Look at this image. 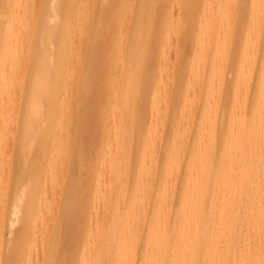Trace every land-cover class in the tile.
I'll list each match as a JSON object with an SVG mask.
<instances>
[{
	"label": "rangeland",
	"instance_id": "obj_1",
	"mask_svg": "<svg viewBox=\"0 0 264 264\" xmlns=\"http://www.w3.org/2000/svg\"><path fill=\"white\" fill-rule=\"evenodd\" d=\"M73 1H74V5H73ZM84 1L90 2L91 0H45L44 12L46 11V8L48 7L47 10L50 13V15H52V16L49 17V14H46L48 17L47 16H45V17L48 19L45 18L46 21L44 20V23H45L46 27L45 26L44 27L50 31V33L52 34V37L50 39V42H48L46 44L45 49H44V53L48 52L47 55L45 54L46 60H48L50 63L55 62L57 64L55 72L52 73L51 75H57L60 72L62 73L65 61L67 59L66 58V52H67L68 47H69V41H70L73 33H74V42L76 43V44H74V47H78V49H79L78 50L79 52L75 53V55H74L75 56L74 57V91L75 92L71 93V91H73V90L67 91L66 96H65V97H67V95H68V97H67V99H68L70 97V95H72V96L74 95V97H71L72 100L69 102L70 107H71V111L68 113V115H69L68 116L69 117V125L68 126H70V128H69L70 130L68 129V137H67L68 139L67 140L69 143L68 145H70L69 146L70 148H69V151H67V152L69 155L67 154L68 155L67 156L66 152H65L64 165L58 167V169H56L54 166H50V163H49V165H48V163H45L46 161L49 160V155L51 156V152H50L51 139L49 137H47L43 128H41V127L37 128L38 125H36V124H37L38 118L28 117L27 111L25 112V110L27 109V107H26L27 103L24 102L23 103L24 110H22L23 108L21 106L22 113L20 111V114L17 116L18 118L13 120L10 124V127H9L10 133L8 136L9 140L6 143V150L9 147H11V148H9L7 150L8 153L6 152L8 154V157H7L8 159L4 163H0V176H1L0 177V204H1L0 205V264H36V263L37 264H63L65 262H66L65 264H67L69 262H70V264H79V263L80 264H84V263L85 264H88V263H90V264H101L103 262V260L106 262L105 264H117L116 261L119 259V257L124 256L123 255V254H125L124 251H128V247H125V248L123 247L125 250L120 249L121 251L124 250L122 255H120L121 251L119 252L118 247L123 242H124L123 245H125V243H127L125 246H131L130 251L128 253L131 252V249H132V251L134 250V252H132V253H134L133 257L127 253H126V255H128L129 257L131 256V258L134 259L135 264H146L145 262H147L148 260L144 259L145 255L148 253V255H146V257L150 261L151 257L149 255L152 253V252H150V254H149V251H152L150 248L151 247L150 245L152 244V242H151V244H149L150 243L149 238H151L150 235L152 236V233H154L153 230L156 231V228L160 229L162 227L161 223H160V225L158 224V221H160V219H159L160 216L158 217V213L162 212V213H160V215H161V221L160 222H162V224H164L163 227L167 226L166 229L169 230V228H172V226H173L172 224H173L175 216H177V214H178L179 208L182 207V205H183L182 204L184 202L183 198L193 195L196 197L202 196L204 211L205 212L211 211L212 218L217 219V215H218L219 210H220V205L219 204L213 205L212 203H214V202H212V200H213L214 195L216 193V186L215 185L217 183H215V182L216 181L218 182V180L221 179L220 177H222L221 173H220V167L221 166H228L230 162H231L230 164H233V166H234L235 163H237V161H239V160H240V162H244L243 159H246V156H247L246 154L248 151L246 148L245 141H244L243 137L240 138V140L237 142L236 139L235 140L232 139V138H234L233 134H235L234 132H236V134L241 132L243 135L246 132L245 125H247L248 123L250 124L251 119L253 117V114L255 115V111H256L255 109L260 105V109H259V107H258L259 110L257 109V112L258 111L259 112L256 115L260 114V110L264 104L263 103L264 96H263V98H262V96H260L261 98L259 96H257V95H259V93L261 94V92H264V87H263L264 86V81H263L264 80V69H263L264 65H262V64H264V24H263L264 23L263 22L264 21L263 20L264 19V12H263L264 11V0L263 1L258 0L260 2L259 6L262 5L261 1L263 2V5H262L263 7L261 6L263 9H260V7H258V3L255 4L254 1L251 2L252 0H246L247 3L243 2V6L240 3L241 1L239 2V0L238 1L234 0L233 5L231 4V6H228L230 0H228V1L224 0L226 2H224L223 0H215V1H213V0H207V1H204V0H95V7L92 10L93 12L91 11V13H88V12H82L81 13V11H79L77 8V3L78 2L84 3ZM174 1L177 3H175ZM210 1H212L211 5H210L211 8H209V6H208V2H210ZM250 2L252 3L251 7H254V8H252V10H250L251 9V7H250L251 3ZM174 3H175V5H174ZM205 3H207V4L205 5ZM46 4H48V5H46ZM53 4H55V5H53ZM254 4L256 7L254 6ZM224 5H225V7H224L225 9L222 8ZM226 5L228 6V8L231 7L230 8L232 11L231 14L229 12L230 9L227 11ZM239 5H240V7H239ZM204 6H206L205 8H207V9L209 8L208 11H210V10L212 11V12L211 11L208 12V13H210L208 15L210 17H212L211 19H206L205 14H207V13H205V12H207V9H205ZM216 6H217V9H216ZM175 7H177V9H175ZM140 8H142L141 11L143 10L144 14L143 13L140 14V12H141V11H139ZM256 8H258V9H256ZM235 9L236 10L239 9V10L236 11ZM254 9H256V11L258 10L257 14L255 13L256 11L254 12ZM222 10L228 15V17H226L227 15L224 17L225 13L222 12ZM233 10H234V12H233ZM243 11H244V14L242 13ZM251 11H252V13L254 12L253 16H252V14L250 15ZM259 11H261V12H259ZM227 12H229V14ZM172 13L173 14L175 13L174 15H176V16H174V17L176 18V20L173 19L174 17L172 16ZM193 13H194V15H192ZM240 13H242V14L239 15ZM259 14H261V15H259ZM142 15H145V17ZM222 15L225 19L229 18L228 21L226 20L227 23H225V24H224L225 21L224 20H223L224 22L222 21V18H223ZM235 15H237V16L235 17ZM209 16H208V18H209ZM239 16H240V18H239ZM249 16H251L252 19H249ZM254 16L256 17V18H254V20L256 19L255 21L253 20ZM199 17H200V19H199ZM242 17L245 18L244 22L241 21V19H243ZM80 18L82 20H80L81 22H78L79 21L78 19H80ZM234 19H235V21H234ZM171 20H173V21L171 22ZM201 20H202V24H204L206 22L204 25H205V27L207 26L206 30L204 28V31H205L204 34L201 33L199 30V25L201 24L199 21H201ZM219 20H220V22H219ZM259 20H260V22H258ZM261 20L263 22L262 24H260ZM149 21H150V23H149ZM168 21H170L171 24H170V22L168 23ZM218 22L220 23V25H221V23H222V25L224 24V26L227 25L228 29L225 27V29L227 30V33H228V34L225 33V34H227L226 36L224 35V32H226L225 29H224V32H220V28L218 30V25H219ZM251 22L253 23L254 27L248 26V23L252 24ZM173 23L174 24L176 23L177 30L180 31L181 33L178 32L175 29L176 28L175 27L174 30H176V34L174 33V31H172V32H173V35H175L176 37H173L171 34V36L174 39L170 40L171 37L169 34L172 33L171 32L172 26H170V25H174ZM207 23L210 25H208ZM257 24L261 25V26L258 27ZM204 25H203V27H204ZM220 25H219V27H220ZM224 26H221V27H224ZM246 26H247V31H246ZM203 27L201 25L202 29H203ZM241 27H243V29L241 32L242 35L240 34V36H241V39H240L238 37V34H239L238 30L240 31ZM251 27H253V29L255 28L256 30L254 29V32H252ZM149 28H150V30L148 31ZM182 29H184V30H182ZM202 29H201V31H202ZM248 29L250 30L251 33L249 32ZM193 30H195V31H193ZM236 30H237V32L235 33ZM192 31H193V33H192ZM198 31L200 32V34ZM206 31H207V33H206ZM256 31L258 32L259 36L256 34L257 33ZM260 31L262 32L261 33L262 37L260 36V33H259ZM196 32H197V34H196ZM221 33H223L222 35L225 36V39L223 36H220ZM249 33L250 34L254 33V35L252 34V37L254 36L253 37L254 40L252 39V37H251V39L249 38V36H248V35H250ZM190 34H193V35H190ZM194 34H195V36H194ZM202 34L207 35V36H204V38H206V39L203 38L202 40L200 39V41H199L197 35H199V38H202L201 37ZM231 34L233 36H231ZM255 34L257 37H255ZM177 36H179V37H177ZM217 36L218 37L220 36V39ZM166 37H168V38H166ZM210 37H212L211 41H209ZM221 37H223V38L221 39ZM230 37H232V38H230ZM236 37H238L240 40L237 39ZM194 38L195 39L197 38L196 41L198 40L200 42V45L198 44V42L195 41ZM167 39H169V40L167 41ZM232 39H233V41H232ZM236 39L239 40V42L237 41V43H239V44H237L236 41L234 42V40H236ZM245 39L247 41H248V39H249V41L251 40L250 42L255 41L257 39L256 40L257 42L255 41V44L257 43L258 45L257 44L254 45L253 42L250 43L248 41L250 43V44H248L249 46L254 45L252 47H249V46H247L246 43H248V42ZM204 40L205 41L207 40V41L205 42ZM224 40H226V41L223 42ZM201 41L203 44L201 43ZM218 41L221 43V45H223V43L226 44V45H223V47H224L223 50L225 51V53H222V51H221L222 49L220 50V48H222V47L219 48L220 43ZM168 42H169V45L167 44ZM231 42H234V44ZM236 44L239 46L237 48V50L235 48ZM244 44H246L245 47H243ZM195 45H196V47L194 49ZM201 45H203V46H201ZM216 45L218 46L219 49L217 48ZM259 45H260V47H259ZM81 46L83 49L81 48ZM197 46H198V50H197L198 53H196L197 52L196 51ZM229 46H231V47H229ZM232 46L234 47L233 49H235V50L232 49ZM47 47H48V49H47ZM164 48H166V53L164 52L165 51ZM200 48L202 50H200ZM246 48H250L252 50L247 51L248 49L245 50ZM255 48L257 49V51ZM229 49H230V52L228 51ZM199 50H200V52H199ZM207 50H208V53H206ZM215 50H219L220 54L218 53V51L216 52ZM243 50L245 51V55H243L244 54ZM186 51H187V54H186ZM251 51H253L252 53H254V52L256 53V54L254 53V60H252L253 55H252ZM124 52H125V54H124ZM201 52H204V54ZM249 52H250V54H248ZM40 53L41 52L39 51V53H37V56ZM44 53L41 56H44ZM117 53L118 54L120 53V56ZM193 53H195V55H193ZM200 53H201V55H200ZM214 53H216V54H214ZM207 54H208V56H206L207 59H205V55H207ZM222 54H225L224 59L222 58L224 56V55L222 56ZM127 55H129V56H127ZM214 55H217L216 57H218L219 59H220V56H222L221 57L222 61L220 60L221 63L219 60H218L219 63L216 62L217 60H216ZM226 55H229L230 57L226 56ZM235 55H237V56H235ZM246 55H248V56H246ZM255 55H257V59H256ZM161 56H163V57H161ZM195 56H198V59H196ZM200 56L204 57V60L206 61V63L204 62L203 59H201L203 57H200ZM232 56H233V58H231ZM244 56L246 59L243 58ZM118 57L120 59H118ZM192 58H193V60H192ZM213 58H215L214 61H213ZM249 58H251L250 60H252L254 63L252 61H250ZM124 59L127 60L126 63H123V62H125ZM195 59L200 60V62L196 63ZM229 59L230 60L233 59L234 61L232 60L231 62L232 63L234 62V63L232 64L229 61ZM240 59L241 60L244 59V61H241ZM116 60H118V61H116ZM191 60H192V63L195 61L193 65L191 64ZM201 60H202V62H204V64L201 62ZM225 60H227L228 63ZM246 60H249L250 62L248 61L246 64ZM130 61H131V63H130ZM140 62H142V65ZM251 62L253 63V65L255 67L252 66ZM50 63H49V65H50ZM213 63H215V64L211 65ZM216 63H218L219 65H222V66H219ZM222 63H224V65ZM242 63H244V64H242ZM248 63H251V66L254 68L253 74H252V67H248L250 65ZM202 64L204 65L203 67L205 68V71L203 69H201ZM245 64H246V66H245ZM225 65H227V66H225ZM239 65H240V71L238 72ZM81 66H82V68H80ZM141 66H142V69H141ZM241 66H244L243 70L245 71L246 74H247V72L250 73L249 75L247 74L248 76L246 74H244V71L242 72ZM225 67H227V68H225ZM230 67L233 69H231ZM47 68H49V66ZM76 69L78 70V72ZM216 69L218 70V72ZM219 69H221V70H219ZM229 69H230V71H229ZM139 70H140V72H139ZM158 70H159V75H158ZM202 70H203V72H202ZM225 70H226V72H225ZM141 71H142V73H141ZM189 71H190V74L193 73V71H194L193 75H196V73H197V76H195V79H194V76L192 74L189 77V75H188ZM219 71H220V73H219ZM231 72H232V77H231ZM199 73H201V74H199ZM228 73H229L231 79L228 78L229 77ZM238 73H239L240 77L238 76ZM47 74L49 75V73H47ZM75 75H76V77H75ZM160 75H162V76H160ZM198 75H199V77L202 76L201 77L202 79L200 78L201 81L198 80V81H196V84H195L194 82L197 79ZM251 75H252V78L250 77V79H249L248 77ZM237 76L239 77V80H238ZM243 76L244 77L246 76L245 78H247L248 80L245 79L246 80L245 81L243 79ZM160 77H161V80H160ZM222 77H223V79H222ZM115 78H116V80H115ZM188 78L191 81H189V80L187 81ZM86 80H87V82H86ZM139 80H141V81H139ZM159 80H160V82H158ZM218 80L222 81V85H221V81L218 82ZM236 80H237V82L240 81V83L238 82L239 84H237ZM115 81H117L118 83L115 84ZM216 81L218 82L217 84L220 85L219 87L223 86V91L221 92L222 95H221V93H219V91H221L222 88L215 87L217 85V84H215ZM120 82L122 83V85L119 84ZM187 82H188V84H187ZM227 82L229 83L228 85H227ZM241 82H243L248 87L246 88V86L242 85ZM60 83H61V80H57L54 83L55 87H58ZM82 83H84L83 86H82ZM158 83H162V84H159L160 85L159 86ZM200 83H201V88H200ZM262 83H263V85H262ZM114 84L117 85V87H115ZM190 84H191V86H190ZM194 85H196V88ZM212 85H213V87H212ZM237 85H238V87L240 85V87L238 88L239 92L237 91ZM243 86L245 87L246 91L243 88ZM259 86L261 87L260 88L261 92L258 90ZM116 88L120 89L119 91H117L118 96L116 95L117 97H115V99H117L116 100L117 102H114L115 105L117 107H119L116 110H120L117 112V114L120 113L119 117H117V120L115 117L116 115H114V113H113L116 106L110 112V109L113 107L110 105L113 103L112 101H115L114 95L116 93L114 90H116ZM186 88H189V93L190 92L192 93V94H190L191 96L189 95V93H187L188 91H186ZM217 88H219V89L217 90V92H215V90ZM225 88H227V89H225ZM241 88H243L244 90L242 89V91H240ZM112 89H114V90L112 91ZM195 89H197V90H195ZM209 89L213 90V92H214L213 96H212V91H210ZM25 90H26V94H27L28 86L25 88ZM200 90H201V93H200ZM224 90H226V91L229 90L230 92L228 93V92H225ZM248 90H249V92H248ZM137 91H138V94L135 93ZM243 91H245V93H243ZM195 92H197V93H195ZM235 92H236V94H235ZM123 93H124V95H122ZM134 93H135V95H138V96H135ZM216 93H217V96L216 95L214 96V94H216ZM227 93L229 94L228 96L225 95ZM239 93H241V94H239ZM242 93L244 96H246L248 93V97L246 96L248 99H246V97L244 98L245 100L241 99L242 97H244V96H242ZM28 94H29V92H28ZM158 94H159V96H158ZM210 94H211V96H209ZM218 94H219V96H218ZM234 94H235V96H234ZM111 95H113V97H111ZM194 95H195V97H193ZM224 95L227 96L228 98L224 97ZM236 95L237 96L239 95V97H237ZM222 96L224 97V100L226 98L225 102L223 101ZM233 96H234V98H233ZM46 97H48L49 100L46 99ZM46 97L42 98V101H41L42 105L47 109V112L51 113V115L53 116L54 115L53 111L58 109L57 104H54V102L52 103L49 96H46ZM135 97H137V98H135ZM152 97H153V99L155 98L154 101L152 100ZM185 97H186L187 103L184 102ZM189 97H190V99H189ZM212 97H216V99H215L216 104L213 103L214 101H212V100H211L212 103L209 102V100ZM111 98H112V100H111ZM156 98H157V101H158V99H159V102L162 101L160 103V105L159 104L158 105L160 107L163 106L162 108L164 111L161 108H159L158 105L156 104L157 103ZM187 98L189 99V101ZM235 98L236 99L239 98L238 100L240 102L238 100H236ZM67 99H64V101H66ZM219 99L223 102L219 101ZM123 100H125V101H123ZM126 100H128V103ZM135 100H136V102H134ZM193 100H194L195 104L193 103ZM196 100H198V101H196ZM233 100H235L236 103ZM257 100H259V102ZM45 101H46V103H45ZM243 101H244V103H243ZM151 102H152V109H150L151 108V106H150ZM197 102H198V105H197ZM114 103L112 105H114ZM207 103L209 104L211 110L209 109V106ZM222 103L223 104L226 103V105L225 106L221 105ZM231 103H232V105H231ZM233 103H235V104H233ZM255 103H257V104L253 105ZM161 104H162V106H161ZM187 104H188V111H187V113H186L187 115H186L184 112H186V110H187L186 109ZM218 104H219V106H218ZM49 105H51V106H49ZM83 105H84V107H82ZM154 105H157L156 108H158V110L162 113L163 119L161 117V113L158 110H157V112H155L156 108H153ZM193 105H194V108H193ZM213 105H217V106L214 107ZM234 106L236 107V109H234L235 108ZM242 106H244V107H242ZM123 107H124V109H123ZM126 107H128V108L126 109ZM218 107H220L219 110H218ZM222 107L224 109L227 108L228 110L226 109V112H225V110ZM192 108H193V110H192ZM231 108L234 109L233 112L236 110L235 111L236 114L231 111L232 110ZM237 108H240V111H243V110L245 111V112L243 111L244 116L241 114L242 112L237 113L239 111V109L237 110ZM241 108H243V110H241ZM195 109H196V111H195ZM206 109L211 111V113H212V110L215 112L214 117H212V118H215L217 116L218 117L214 120L211 118V122H210V117L213 116V113L210 114V112H208L211 115L210 117H209L208 113H206V115H204V113H205L204 110L206 111ZM222 109L224 110L223 112H222ZM217 110L219 111V113ZM76 111H77V113H76ZM125 111H127V112H125ZM263 111H264V107H263ZM263 111L261 110V113H264ZM152 112L156 113L157 115L152 114ZM165 112H166V115H165ZM179 112H182L183 115H182V113H179ZM194 112H195V114H194ZM124 113L126 114V116ZM222 113H225V117H224V115H222ZM110 114L112 117H110ZM115 114H116V112H115ZM238 114H240L239 117L237 116ZM180 115H181V118L179 117ZM184 115H186V116H184ZM221 115H222L224 121L221 120V118H222ZM229 115L232 118V121L234 120L236 123L234 121H233V123L231 122V118L229 119ZM241 115L243 116V118H241ZM182 116H183V118H182ZM192 116H194V119H192L193 118ZM205 116H208L209 119L207 118L204 121L202 119L206 118ZM149 117H151L152 119L151 118L149 119ZM159 117H161V118H159ZM112 118L113 119L115 118V120H116L115 125H114L115 120L114 121L111 120ZM159 119H160L159 122L162 125H159V122H158ZM180 119H181V121H178ZM30 120L34 121L35 123L31 122ZM154 120L156 121V123L152 124L155 122ZM207 120L209 121V123H207ZM228 120H230V121L228 122ZM110 121H112L111 124L113 123L112 126L114 125V130H117V132H114V130L112 129L111 124H109ZM203 121L205 122V126H203V123H204ZM219 121L222 123V125H221V123H219ZM238 121H239L240 126H238L239 125ZM40 122H38V124ZM161 122H163V123H161ZM25 123L29 124L28 126H26V127H28L27 128L28 131H27V129H24V126L26 125ZM148 123H149V125L150 124L152 125V127L154 129L153 130L154 135L150 134V133H152L151 128H149L150 130L149 129L147 130L150 133H148L146 131V129L149 127ZM200 123H201V125H200ZM207 124L209 126H207ZM210 124L212 125L211 127H210ZM231 124H232V126H231L232 129L230 127ZM234 124H238V125L236 126ZM109 125L111 126V129H110ZM156 125H157V127H156ZM214 125H215V127H214ZM163 126H165V127L163 128ZM199 126H201V127H199ZM30 127L31 128L33 127V128L31 129ZM35 127H36V129H34ZM209 127H210V130L212 129V132H214V133L209 132L210 131ZM233 128H235V130L232 132ZM23 129L25 130V132L27 131L28 133L24 134ZM205 129H207L209 131L205 132ZM229 129L231 131H229ZM29 130H31L30 133H29ZM222 130H223V132H222ZM224 130H225V132H224ZM236 130H238V131H236ZM132 131H133V133H132ZM110 132L112 134H110ZM159 132H161V133L158 134ZM229 132H230V134H229ZM14 133H15V135H14ZM146 133H148V134H146ZM205 133H207V135ZM224 133H226V134H224ZM26 134H29V135H26ZM113 134H115V135L112 136ZM165 134H166V136H165ZM107 135H110V136H107ZM121 135L123 136L122 140H121ZM228 135L231 136L232 142L236 141L235 144H233L231 141L229 142L230 138ZM148 136H149V138H148ZM153 136L155 138H153ZM161 136H162V138H161ZM209 136H210V139H209ZM27 137H30L31 139L30 138L27 139ZM107 137H109V139H107ZM113 137H115V140L117 142L115 141V143H112L111 138H113ZM145 137H147V138L145 139ZM157 137L161 138L160 146H158L159 149L156 146V144L160 141V138H157ZM156 138H157V141H156ZM106 139L108 142L105 141ZM218 140H219V142H218ZM20 141H22V142H20ZM146 141L148 143L147 146L145 145ZM152 142L155 143V144H153V146H152ZM149 143L151 144L152 148L149 145ZM228 143H232L233 146L231 144L229 145ZM243 143H244V145H243ZM29 144H31V145L29 146ZM105 144L106 145L108 144L109 147H108V145L106 146ZM214 144H216V145H214ZM10 145H12V146H10ZM171 145H173V146L171 147ZM105 146H106V148H105ZM110 146H111V148H112V146H114L113 150L110 148ZM144 146H145V149H144ZM230 146L232 148L228 149V147H230ZM235 146H236V149H235ZM137 147H138V150H137ZM185 147H187V148H185ZM225 147H227V149ZM237 147H238V149H237ZM240 147H242L243 149ZM44 148H45L46 152L44 151V153H42ZM10 149H12V151ZM105 149H107V151ZM146 149L149 151L147 153H144L147 151ZM151 149H153V150H151ZM171 149H172V151L170 152ZM77 150H78V152L76 154ZM108 150L109 151L111 150V152L113 151L112 153L115 152L114 157L112 156V153L108 152ZM144 150H146V151H144ZM150 150L153 151L152 154L154 157H152V158L154 159L153 163H155L154 166H156V168L153 166L152 163H150L151 159H149V158H151V156H152ZM231 150H232V152H231ZM241 150H242V152H241ZM159 151H160V153H159ZM233 151H235V153H236V155L234 154L235 157H234V155L228 153V152L233 153ZM11 152H12V154H11ZM156 152H158L159 154ZM142 153H144V154H142ZM237 153H238V155H237ZM105 154H107V157ZM128 154H130V155L128 156ZM229 154H230V156H229ZM47 155H48V159H47ZM143 155L146 157V159L144 158ZM157 155L159 156L158 158H156ZM108 156L112 157L114 159V161H113L111 158L113 163L110 162V160L108 159L109 158ZM118 156H120V157L118 158ZM147 156H148V159H147ZM175 156H177V157H175ZM224 156H226V157H224ZM227 156H229V157L232 156V159H230ZM104 157H106V158H104ZM140 157H142V158H140ZM143 158L148 163L146 161H144L142 163L143 164V166H142V164L140 163V160H142ZM101 159H103V161H101ZM153 159H152V161H153ZM175 159H176V161H174ZM226 159H229L230 162H229V160L227 161ZM105 160H106V162L107 161L110 162V164L106 163ZM34 161H36V162H34ZM67 161H68V163H67ZM156 161H157V164H156ZM101 162H102L103 167L101 166ZM104 162L106 163V165H110L112 167L104 166V164H105ZM168 162L170 163V165ZM227 162H228V165H227ZM145 163L147 164V166L144 167ZM171 163H172V166H171ZM45 165H47V166H45ZM120 165H122V166L120 167ZM140 165L143 167V170H142V167H141V169L139 168ZM150 166H152V167L149 168ZM46 167H48V168H46ZM123 167H124V169H123ZM146 167H147V171L149 173L148 172L144 173L146 171V170H144ZM52 168L54 169V172H56V174L58 175L56 177L57 183L54 181L53 175H50V172L52 173V170H51ZM104 168H106V169H104ZM100 169L103 171H101ZM108 169H109V171H108ZM150 169H152V170H150ZM47 170H49L48 175H46ZM98 170H100L99 175L101 174V172H102V174H104L103 173L104 171L106 173L108 171V174H106V173L104 174V175H107V177L103 176L101 174L100 177L98 178L99 181L102 183V185H103V182L101 181L103 179L102 177H104V179H106L105 180L106 183L104 181V184H106L107 187L105 185H103L106 187V190H105V187L100 185L102 187L101 188L99 186V183H100L99 181H98V183H96L98 180L97 179ZM140 170H142V171L140 172ZM120 171H121V174H120ZM154 172H156V173H154ZM80 173H82V174H80ZM117 173H118V176H117L118 178L116 179ZM109 174H110V176H109ZM137 174H139L140 176ZM230 174H231L230 175L231 176L230 182L234 183L231 185V188H232V190L233 189L235 190V193L232 192V195L229 196V198H228V200L230 202L229 201L227 202V206L230 209V213H231L232 221H233V223H232L233 227L230 228L229 236L230 237L233 236L234 242L239 243L241 245L242 242H245L244 239L247 235L246 230L248 229V227H247L248 224L246 223V221H247L246 218H247V215L249 213L250 207H249V204L247 203L248 197H246V196H248V194L250 193L248 191L249 190L248 184H250V183H247V181H248V179H251V178H249V176H250L249 175V176H247L248 178L243 177V179H241L240 176L236 175V172H235V174L234 173L233 174L230 173ZM142 175H144V178ZM138 176L140 178L139 180L137 178ZM154 176H155V178H153ZM36 177H37V179H36ZM147 177H148L149 184L147 183V179H145ZM238 177H240V178H238ZM45 178H50V180L47 179L50 182L46 183L47 180ZM212 178H214V179H212ZM51 179H53V180H51ZM151 179H153V180H151ZM68 180H69V182H68ZM70 180L72 183L70 182ZM166 180H167V184H166ZM137 181H139L140 184ZM152 181H153V183H152ZM54 182H55V185H54ZM63 182H64V184H63ZM141 182H144V183H141ZM82 183H84V184L82 185ZM137 183H138V185H140V187L138 185H136ZM146 183H147V185L145 186L144 184H146ZM163 183H164V185H163ZM72 184H73V188L70 189L69 186L70 185L72 186ZM95 184H96V186H95ZM116 184H118V185H116ZM122 184H124V185H122ZM151 184H153V185H151ZM166 185H170V186L167 188ZM48 186H50V189L47 188ZM76 186L77 187L79 186V187L77 188ZM97 186H99V187L96 188ZM112 186H114V187H112ZM123 186H124V188H123ZM134 187H135V189H134ZM143 187H146L145 188L146 190L144 191V194L142 195L144 197L141 196V194H142L141 192L144 190ZM147 187H149V188H147ZM150 187L151 188L153 187L152 190ZM157 187H159V188H157ZM245 188H246V190H245ZM95 189H97V191H95ZM99 189H101V190L98 191ZM113 189H115V190H113ZM138 189H141V190L139 191ZM173 189L175 192L173 191ZM53 190H55V191H53ZM68 190L69 191L72 190V191L69 192ZM84 190H86V191H84ZM104 190L107 192V194H106V192H104ZM160 190H162V191H160ZM169 190H170V193L168 192ZM43 191H44V194H43ZM94 191H95V193H94ZM135 191H136V194L138 196L136 194L134 195ZM60 192H61V194H60ZM99 192H100V194H99ZM138 192L140 194H138ZM162 192H164V194ZM83 193H84V195H82ZM147 193L149 195H147ZM245 193H246V195H245ZM169 194H170V196H169ZM35 195H36V197H34ZM72 195L73 196L75 195L74 198H72L73 197ZM97 195H99V196L97 197ZM139 195L141 197V200L139 198ZM161 195H163V197ZM31 196H32V198H31ZM93 196H95L94 199H93ZM172 196H174V197L172 198ZM239 196H240V198L242 196V198L239 199ZM46 197H48V198L46 199ZM79 197H80V199H79ZM96 197H97V199H96ZM102 197H103V199H102ZM125 197H126V199L124 200ZM134 197H137L138 200L135 199ZM147 197L150 198V200H148ZM160 197L162 200L166 199V203H165L166 205H164V201H163V203H162V201H160L161 200ZM236 197H238V199ZM43 199L44 200L46 199L47 201L46 200L44 201ZM118 199H120V201L122 199L120 204H119ZM123 200H124V202H123ZM72 201L74 203H72ZM99 201L103 202V203H99ZM106 201L107 202L110 201V202L107 203ZM146 201H148L147 204H146ZM155 201H156V204H155ZM231 201H233V202L231 203ZM39 202H41V203H39ZM70 202H71V204H69ZM92 202H93V204H92ZM116 202L118 204H116ZM141 202L148 205V207L146 205L144 207V204H141ZM245 202H246V204H245ZM43 203H44V205H43ZM101 204H102V207H101ZM139 204L141 207L139 206ZM37 205H39V207ZM158 205H160V206H158ZM212 205L214 208L212 207ZM42 206L43 207L45 206V207L43 208ZM105 206H106V208H105ZM116 206L119 209L122 208V209H120L121 214H120V212L118 213L119 210L116 211L117 210ZM123 206H125V208ZM215 206L216 207L218 206V207L216 208ZM247 206H248V208H246ZM100 207H101V209H100ZM133 207H135L136 211H134L135 209ZM142 207H144V208L142 209ZM37 208H39V211L37 210ZM40 208H42V209H40ZM48 208H50V209H48ZM93 208H95V209H93ZM131 208H133V209H131ZM158 208H159V210H158ZM162 208H163V211L161 210ZM242 208H244L243 209L244 211L242 210ZM44 209H45L46 213H45ZM42 210L45 213L44 215H46V214L48 215L49 211H51L50 212L51 214L49 213L50 216L46 217L47 216L46 215L45 217L44 216L42 217V214H43ZM128 210L134 211L133 214H137V215H133L132 211L129 212ZM144 210H145V212H144ZM156 210H158V211H156ZM47 211H48V213H47ZM146 211H148V212L146 213ZM37 212H38V214H40L39 212H42L40 214L41 216L39 215L41 217V219L37 218L38 217L36 214ZM91 212H92V214H91ZM99 212L102 214L100 215ZM126 212H127V215H125ZM163 212L165 214V216H164L165 221H163L164 218H162L164 215ZM106 213H108L107 216H105ZM138 213H140V214H138ZM131 214H132V216H131ZM143 214H146L147 217ZM91 215H93V216H91ZM99 215H100V217H99ZM104 216L107 218H104ZM116 216H118L117 219H116ZM140 216L143 217L142 222H140L141 221ZM205 216H207V214H205ZM120 217H121V219H120ZM134 217H136V218H134ZM156 217H158V218H156ZM33 218H34V221H33ZM93 218H96V219L93 220ZM102 218H104L106 221ZM131 218H132V220H131ZM37 219L41 220V221L39 222V221H37ZM90 219H91V222H90ZM98 219L102 220V221L104 220V222H102V221L98 222L99 221ZM123 219H124V221H123ZM152 219H153V221H152ZM117 220H118V223L120 222L119 224H117V222H116ZM128 220H129V222H128ZM135 220H136V223H135ZM143 220H144V222H143ZM154 220H155V222H154ZM67 221H69V222H67ZM94 222L96 224H94ZM115 222L117 225L114 224ZM66 223H67V225H66ZM97 223H99V224H97ZM126 223H127V225H126ZM134 223H135V226L137 225L136 228L134 227V225L132 226V224H134ZM42 224H44V225H42ZM64 224H65V226H64ZM92 224H93V227L95 226V229H93ZM242 224L244 225V227ZM38 225H39V227H37ZM97 225L100 226V228L97 227ZM141 225H143V228H139V226L142 227ZM34 226H36V227H34ZM42 226H44V227L41 228ZM122 226L125 228H123ZM109 227H111V228H109ZM98 228H99V230H98ZM120 228H121V231H120ZM122 228L124 229V231H126V232L128 231L130 233L129 235H131V237L127 236L128 232L127 233L124 232L126 234V236L123 235V233H122L123 229ZM127 228H128V230H127ZM67 229H68V232L66 231ZM113 229H115L114 231L117 234L113 231ZM116 229L118 232L116 231ZM213 229H215V228H213ZM88 230H90V232H91V233L90 232L89 233L92 236L91 237L92 241L95 240L94 241L95 245L99 244V247L98 246L95 247V245L92 242V246H91V248H95V249H93V251H95V253L101 251L99 253L101 254L102 257H99V260H97V261L93 260L94 256L91 255L93 252L92 249L87 248V250H86V247H90V245H91L90 244L91 239L90 240L88 238H87L88 240L86 239V237H88V234H89ZM95 230L97 231V233L100 231L99 232L100 238H98V234L96 233ZM139 230L140 231L142 230L141 233H139L140 232ZM107 231L109 233V236L112 239H108V238L106 239L105 235H106ZM239 231H241V232H239ZM39 232H40V234H39ZM47 232H48V234H47ZM110 232H111V234H110ZM45 233L48 236H46ZM68 233H70V234H68ZM133 233H134V235H133ZM139 234H140V236H139ZM36 235H37V237H36ZM49 235H50V237H49ZM94 235H96V237L98 239L97 238L94 239ZM123 236H125V237H123ZM39 237H40V239H39ZM128 237L132 238L136 242L134 243L132 239H130V240L127 239ZM61 238H62V240H61ZM124 238L126 241H130L129 242L130 245H128V242H125V240H123ZM137 238H140V240L139 239L137 240ZM70 239H72V240H70ZM116 239H117V241H116ZM96 240H97L98 244H96ZM109 240H110V242H109ZM118 240H119V243L121 241L120 245L118 243ZM87 241H88V243H87ZM137 241H139V243H137ZM258 241L259 240H253L252 244L254 245ZM117 243H118V245H117ZM145 243L146 244L148 243V246L145 245ZM86 244H88V245L86 246ZM101 244H103L102 246H104V244L112 246L109 254H106L107 256L105 255L107 257V259L105 258V256H103L105 253H103L102 249H104L105 247L104 248L101 247ZM69 245H71V246H69ZM82 245H84V246H82ZM132 245L134 246V248ZM63 247L66 249H64ZM83 247L85 250L83 249ZM144 247L146 248V251H145ZM61 248H63V251L61 250ZM96 248L97 249L99 248V251H97ZM120 248H122V246H120ZM136 248L138 249L137 252H136ZM147 248H148V250H147ZM90 249H91V252H90ZM88 250H89V254L87 253V255L88 256L90 255L89 257L91 259L88 258L86 253H83L84 251L88 252ZM116 250L118 251L117 253L120 256L118 254H115ZM67 251H69V252L67 253ZM72 252H74V253L72 254ZM80 253L82 254V257L80 256ZM83 255H85V256H83ZM117 255H118V257H117ZM126 255H125V259L128 257ZM83 257H84L85 261H84V263H81V262H83V260L80 262L79 259H82ZM100 258H102V259H100ZM121 258H120V260H123V262L124 261L127 262L128 261L127 259L130 260V258H127L126 260L123 257H121ZM52 259H54V260H52ZM89 260H93L94 262L91 261L92 263L91 262L86 263V261H89ZM120 260L117 261L118 264H122V261H120ZM98 261H102V262L96 263ZM107 261H108V263H107ZM119 261H120V263H119ZM129 263L131 264V261H129ZM134 263H132V264H134ZM103 264H104V262H103ZM126 264H128V262ZM147 264H149V263H147Z\"/></svg>",
	"mask_w": 264,
	"mask_h": 264
},
{
	"label": "bare ground",
	"instance_id": "obj_2",
	"mask_svg": "<svg viewBox=\"0 0 264 264\" xmlns=\"http://www.w3.org/2000/svg\"><path fill=\"white\" fill-rule=\"evenodd\" d=\"M204 1H207V0H204ZM213 1H215V0H213ZM224 1V0H223ZM228 1V0H227ZM233 1L234 0H230L229 1V5L228 6H231V4L233 5ZM238 1V0H237ZM241 1V2H240ZM255 2V4H257L258 3V7H260V9H263L262 7V5H263V0L261 1V3H262V7L261 6H259L260 4V0L257 2L256 0H252L251 2ZM175 2V1H174ZM224 2H226V1H224ZM232 2V3H231ZM239 2L242 4V6H243V2H246L247 3V1L246 0H239ZM250 2V3H251ZM56 3V2H55ZM175 3H177V2H175ZM175 3H174V5H175ZM211 3H212V1H210V2H208V6H209V8H211ZM238 3V2H237ZM207 3H205V5H206ZM228 4V3H227ZM255 4H254V6H255ZM46 5H48V4H46ZM53 5H55V4H53ZM73 5H74V1H73ZM173 5V6H174ZM184 5V4H183ZM194 5V4H193ZM238 5V4H237ZM247 5V4H246ZM203 6V5H202ZM207 6V7H208ZM228 6L226 5V9H227V11L231 8V7H229L228 8ZM252 6V3H251V5H250V7ZM45 7V0H0V163H4L8 158V152H7V150L9 149V148H11V147H9L7 150H6V143H7V141L9 140L8 139V136H9V133H10V131H9V127H10V124H11V122L13 121V120H15V119H17L18 117V115L20 114V111H21V113H22V110H24V108H23V103L25 102V103H27L26 105V107H27V109L25 110V112L27 111V115H28V117H34V118H38V120H37V124L36 125H38L37 126V128H39V127H41V128H43V130L45 131V133H46V135H47V137H49L50 139H51V143H50V152H51V156L49 155V162L48 161H46L45 163H48V165H49V163H50V166H54L56 169H58V167H60V166H62V165H64V162H65V159H64V157H65V152H66V155L68 154V152L67 151H69V146L70 145H68L69 143H68V129L70 128V126H68L69 125V115H68V113L71 111V107H70V104H69V102L72 100V98L71 97H74V95L72 96V95H70V97L67 99V97H68V95H67V97H65L66 96V93H67V91H70V90H73V91H71V93L72 92H75L74 91V55H75V53H77V52H79L78 50V47H74V44H76L75 42H74V33L72 34V37H71V39H70V41H69V47H68V50H67V52H66V61H65V64H64V68H63V71H62V73L60 74H57V75H51L52 73H54L55 72V70H56V66H57V64L55 63V62H49L48 60H46V56H45V54L47 55L48 54V52H46V53H44V49H45V46H46V44L48 43V42H50V39H51V37H52V34L50 33V31L49 30H47L45 27V23H44V20H45V16H47L46 14H49V17L50 16H52V15H50V13L48 12V10H47V8H46V11L44 12V8ZM95 7V0H91L90 2H88V1H84V3L83 2H81V3H77V8H78V10L79 11H81V13L82 12H88V13H91V11L93 10V8ZM172 7V6H171ZM196 7V6H195ZM206 6H204V8H205ZM220 7V6H219ZM225 7V5L222 7V8H224ZM239 7H240V5H239ZM238 7V8H239ZM245 7V6H244ZM256 7V6H255ZM209 8L207 9V8H205V9H207V12H205V13H207V14H205L206 15V19H211L212 17H210L208 14H210V13H208V12H210V11H208L209 10ZM247 8V7H246ZM252 8H254V7H251V9L250 10H252ZM141 9L142 8H140V10L139 11H141ZM175 9H177V7H175ZM195 9V8H194ZM199 9V8H198ZM216 9H217V6H216ZM225 9V8H224ZM223 9V10H224ZM240 9V8H239ZM238 9V10H239ZM256 9H258V8H256ZM256 9H254V12L256 11ZM259 9V10H260ZM131 10V9H130ZM133 10V9H132ZM204 10V9H203ZM222 10V12H224ZM236 10V9H235ZM238 10H236V11H238ZM243 10V9H242ZM174 11V10H173ZM172 11V12H173ZM194 11V10H193ZM245 11V10H244ZM244 11L242 12L243 14H244ZM258 11V10H257ZM257 11L255 12L256 14H257ZM48 12V13H47ZM93 12V11H92ZM176 12V11H175ZM178 12V11H177ZM212 12V11H211ZM230 14H231V9H230ZM229 12H227L228 14H229ZM233 12H234V10H233ZM254 12L252 13V11L250 12V15L252 14V16H253V14H254ZM259 12H261V11H259ZM264 12V11H263ZM143 13V10L140 12V14H142ZM182 13V12H181ZM218 13V12H217ZM225 13V12H224ZM242 13H240L239 15H241ZM144 14V13H143ZM175 14V13H174ZM173 13H172V16L174 17V16H176V15H174ZM178 14V13H177ZM196 14V13H195ZM203 14V13H202ZM201 14V15H202ZM223 14V13H222ZM125 15V14H124ZM182 15V14H181ZM192 15H194V13L192 14ZM218 15V14H217ZM224 15V14H223ZM223 15H222V17H223ZM227 14L225 13V15H224V17L226 16ZM259 15H261V14H259ZM142 16H144L145 17V15H142ZM178 16V15H177ZM203 16V15H202ZM208 16H209V18H208ZM230 16V15H229ZM237 15H235V17H236ZM48 17V16H47ZM186 17V16H185ZM222 18V21L224 22V24L225 23H227L226 22V20L228 21V19L229 18ZM226 17H228V15L226 16ZM244 17V16H243ZM242 17V18H243ZM205 18V17H204ZM221 18V17H220ZM239 18H240V16H239ZM254 18H256L255 16L253 17V20H254ZM46 19H48V18H46ZM174 20H176V18L174 17L173 18ZM199 19H200V17H199ZM202 19V18H201ZM205 19V20H206ZM244 19L245 18H243V19H241V21H243L244 22ZM249 19H252L251 18V16H249ZM79 21L78 22H81L80 20H82L81 18L80 19H78ZM178 20V19H177ZM256 20V19H255ZM254 20V21H255ZM264 20V19H263ZM46 21V20H45ZM173 20H171V22H172ZM221 21V22H222ZM234 21H235V19H234ZM170 21H168V23H169ZM171 22H170V24H171ZM194 22V21H193ZM200 23V25H199V30H200V32L201 33H205V31H204V28H205V30L207 29L206 27H205V23L204 24H202V20L201 21H199ZM208 22V21H207ZM210 22V21H209ZM219 22H220V20H219ZM218 22V23H219ZM250 22V21H249ZM253 22V21H252ZM251 22V23H252ZM258 22H260V20L258 21ZM264 22V21H263ZM262 22V20H261V23L260 24H262L263 23ZM149 23H150V21H149ZM235 23V22H234ZM255 23V22H254ZM257 23V22H256ZM174 24V23H173ZM208 24V23H207ZM224 24L222 25V23H221V25H220V23H219V25H220V27H219V25H218V30H219V28H220V32H224V29H225V27L228 29V27H227V25H225L224 26ZM264 24V23H263ZM47 25V24H46ZM175 25V26H174ZM174 25H170V26H172V28H171V32L172 31H174V33L176 34V30H177V27H176V23L174 24ZM201 25H202V27H203V25H204V27H203V29L201 28ZM208 25H210V24H208ZM234 25V24H233ZM258 25V24H257ZM45 26V27H44ZM221 26H224V27H221ZM248 26H253V23L252 24H249L248 23ZM256 26V25H255ZM259 26H261V25H258V27ZM263 26V25H262ZM176 27V28H175ZM209 27V26H208ZM234 27V26H233ZM254 27V26H253ZM253 27H251L252 28V32H254V29H253ZM104 28V27H103ZM174 28L176 29V30H174ZM215 28V27H214ZM222 28V29H221ZM250 28V29H251ZM257 28V27H256ZM173 29V30H172ZM194 29V28H193ZM201 29H202V31H201ZM233 29V28H232ZM240 29V28H239ZM242 29H243V27H241V30L239 31L238 30V37L241 39V36H240V34L242 35ZM259 29V28H258ZM150 30V28L148 29V31ZM167 30V29H166ZM182 30H184V29H182ZM192 30V29H191ZM190 30V31H191ZM198 30V29H197ZM212 30V29H211ZM226 30V29H225ZM249 30V29H248ZM256 30V29H255ZM178 31V30H177ZM193 31H195V30H193ZM193 31H192V33H193ZM204 31V32H203ZM210 31V30H209ZM214 31V30H213ZM232 31V30H231ZM246 31H247V26H246ZM178 32H180V31H178ZM199 32V31H198ZM200 32H199V34H200ZM219 32V31H218ZM233 32V31H232ZM237 32V30L235 31V33ZM249 32H250V30H249ZM257 32V31H256ZM181 33V32H180ZM189 33V32H188ZM187 33V34H188ZM206 33H207V31H206ZM225 33H227V30H226V32H224V35L226 36L227 34H225ZM251 33V32H250ZM249 33V34H250ZM260 33V36H261V31L259 32ZM171 34H172V36L173 37H176L175 35H173V32L172 33H170L169 35H170V40L171 39H174L172 36H171ZM196 34H197V32H196ZM202 34V38H199V35H197L198 36V40L200 41V39L202 40L203 38H204V36H207L206 34L205 35H203ZM223 33H221L220 34V36H223L224 37V39H225V36L224 35H222ZM253 35H254V33H252ZM252 34H250V35H248L249 36V38L251 39V37H252ZM257 35H258V32L256 33ZM256 34H255V37H257L256 36ZM54 35V34H53ZM57 35V34H56ZM190 35H193V34H190ZM246 35V34H245ZM122 36V35H121ZM194 36H195V34H194ZM220 36L218 37L219 39H220ZM231 36H233L232 34H231ZM259 36V35H258ZM126 37V36H125ZM177 37H179V36H177ZM223 37H221V39L223 38ZM238 37H236L237 39H239ZM254 37V36H253ZM252 37V39L254 40V38ZM262 37V36H261ZM166 38H168V37H166ZM181 38V37H180ZM191 38V37H190ZM193 38V37H192ZM230 38H232V37H230ZM246 38V37H245ZM79 39V38H78ZM121 39V38H120ZM178 39V38H177ZM189 39V38H188ZM195 39V38H194ZM197 39V38H196ZM196 39H195V41H196ZM204 39H206V38H204ZM234 40V42L236 41V43H237V41L239 42V40ZM260 39V38H259ZM126 40V39H125ZM169 39H167V41H168ZM196 41V42H198V44L200 45V42L199 41ZM212 40V37H210V40L209 41H211ZM246 40V39H245ZM257 40V39H256ZM255 40V41H256ZM79 41V40H78ZM124 41V40H123ZM205 41V40H204ZM203 41V42H204ZM207 41V40H206ZM205 41V42H206ZM221 41V40H220ZM226 40H224L223 42H225ZM232 41H233V39H232ZM247 41V40H246ZM248 41H249V39H248ZM247 41V42H248ZM251 41V40H250ZM249 41V42H250ZM255 41H252L253 43H254V45H256L255 44ZM174 42V41H173ZM195 42V43H196ZM219 42V41H218ZM234 42H231V43H233L234 44ZM246 43L247 44V46H249L248 44H250V43H252V42H250V43ZM257 42V41H256ZM201 43H202V41H201ZM220 43V42H219ZM168 45H169V42L167 43ZM197 44V43H196ZM203 44V43H202ZM237 44H239V43H237ZM236 44V50H237V48L239 47L238 45ZM246 44H244L243 45V47H245V45ZM260 44V43H259ZM83 45V44H82ZM183 45V44H182ZM198 45V46H199ZM209 45V44H208ZM218 45V44H217ZM216 45V46H217ZM223 45H226V44H224L223 43ZM223 45H221V43L219 44V48L220 47H222V48H220V50L222 51V53H225V51L223 50ZM254 45H252V46H254ZM258 45V44H257ZM198 46H197V49H196V51L198 50ZM201 46H203V45H201ZM200 46V47H201ZM252 46H249V47H252ZM165 47V46H164ZM195 47H196V45L194 46V49H195ZM229 47H231V46H229ZM259 47H260V45H259ZM81 48H82V46H81ZM202 48V47H201ZM200 48V50H202ZM217 48H218V46H217ZM216 48V49H217ZM218 48V49H219ZM234 47L232 46V49H233ZM254 48V47H253ZM258 48V47H257ZM47 49H48V47H47ZM46 49V50H47ZM83 49V48H82ZM165 49V53H166V48H164ZM227 49V48H226ZM244 49V48H243ZM248 49V50H247ZM256 49V48H255ZM81 50V49H80ZM200 50H199V52H200ZM204 50V49H203ZM233 50H235V49H233ZM245 50H247V51H250V50H252V49H250V48H246ZM39 51L42 53H44V56H41L42 54L40 53L38 56H37V53H39ZM48 51V50H47ZM216 52L218 51V53H219V50H215ZM224 51V52H223ZM229 52H230V49L228 50ZM244 51V50H243ZM256 51H257V49H256ZM163 52V51H162ZM163 52V53H164ZM195 52V51H194ZM253 51H251V53H252ZM121 53V52H120ZM120 53L118 54L119 56H120ZM190 53V52H189ZM196 53H198V51L196 52ZM201 53H203L204 54V52H201ZM201 53H200V55H201ZM206 53H208V50H207V52ZM236 53V52H235ZM255 53V52H254ZM254 53H252V60H254ZM124 54H125V52H124ZM186 54H187V51H186ZM202 54V55H203ZM214 54H216V53H214ZM220 54V53H219ZM229 54V53H228ZM248 54H250V52L248 53ZM256 54V53H255ZM190 55V54H189ZM193 55H195V53H193ZM192 55V56H193ZM198 55V54H197ZM224 55V56H223ZM243 55H245V51H244V54ZM127 56H129V55H127ZM206 56H208V54L207 55H205V59H207L206 58ZM215 56V58H216V62H218L219 63V61L221 60L222 61V58L224 59V57H225V54H222V56H220V59L218 58V57H216L217 55H214ZM226 56H229V55H226ZM234 56V55H233ZM233 56L231 57V58H233ZM235 56H237V55H235ZM246 56H248V55H246ZM251 56V55H250ZM249 56V57H250ZM256 56V59H257V55H255ZM38 57V58H37ZM161 57H163V56H161ZM189 57V56H188ZM196 57V59H198V56H195ZM194 57V58H195ZM200 57H203V56H200ZM222 57V58H221ZM230 57V56H229ZM228 57V58H229ZM187 58V57H186ZM215 58H213V61H214V59ZM218 58V59H217ZM244 59H246L245 58V56L243 57ZM118 59H120L119 57H118ZM161 59V58H160ZM159 59V60H160ZM195 59V60H196ZM200 59V58H199ZM201 59H203L204 60V57L203 58H201ZM227 59V58H226ZM244 59L243 60H241V61H244ZM251 58H249V60H250ZM123 60V59H122ZM125 60V59H124ZM134 60V59H133ZM192 60H193V58H192ZM192 60H191V64L193 65L194 64V62L192 63ZM219 60V61H218ZM233 59H229V61L231 62ZM249 60H246V64H247V62L249 61ZM252 60H250V61H252ZM48 61V62H47ZM116 61H118V60H116ZM221 61H220V63H221ZM225 61H227V60H225ZM234 61V60H233ZM249 61V62H250ZM256 61V60H255ZM127 62V60H125V62H123V63H126ZM199 63L200 62V60H196V63ZM201 62H202V60H201ZM204 62L206 63V61L204 60ZM204 62H202L203 64H204ZM224 62V61H223ZM253 62V61H252ZM251 62V63H252ZM261 62V61H260ZM49 63H50V65H49ZM130 63H131V61H130ZM141 63V65H142V62H140ZM160 63V62H159ZM218 63H216L217 65H219ZM227 63H228V61H227ZM232 63V62H231ZM230 63V64H231ZM234 63V62H233ZM232 63V64H233ZM241 63V62H240ZM251 63H248V64H250L248 67H255L254 65H253V63H252V66H251ZM256 63V62H255ZM190 64V65H191ZM201 65L202 67H201V69H203L204 71H205V68L203 67L204 65ZM215 63H213V64H211V65H214ZM223 65H224V63H222ZM242 64H244V63H242ZM246 64H245V66H246ZM262 64V63H261ZM49 66V68H47L48 66ZM161 65V64H160ZM159 65V66H160ZM262 65H264V64H262ZM79 66V65H78ZM219 66H222V65H219ZM225 66H227V65H225ZM231 66V65H230ZM233 67V66H232ZM243 67L244 66H241V68H242V72L244 71L243 70ZM252 67V74H253V70H254V68ZM264 67V66H263ZM80 68H82V66L80 67ZM140 68V67H139ZM160 68V67H159ZM218 68V67H217ZM224 68V67H223ZM225 68H227V67H225ZM231 68V67H230ZM141 69H142V66H141ZM222 69V68H221ZM221 69H219V70H221ZM231 69H233V68H231ZM239 70H238V72L240 71V65H239V68H238ZM249 69V68H248ZM262 69V68H261ZM264 69V68H263ZM48 70V71H47ZM77 70V69H76ZM203 70H202V72H203ZM217 70V69H216ZM247 70V69H246ZM50 71V72H49ZM82 71V70H81ZM85 71V70H84ZM161 71V70H160ZM223 71V70H222ZM221 71V72H222ZM229 71H230V69H229ZM232 71V70H231ZM249 71V70H248ZM251 71V70H250ZM77 72H78V70H77ZM139 72H140V70H139ZM162 72V71H161ZM201 72V73H202ZM217 72H218V70H217ZM225 72H226V70H225ZM47 73H49V75L47 74ZM141 73H142V71H141ZM140 73V74H141ZM201 73H199V74H201ZM219 73H220V71H219ZM76 74V73H75ZM162 74V73H161ZM192 75L194 74V71H193V73H191ZM191 74H190V71L188 72V75H189V77L191 76ZM218 74V73H217ZM216 74V75H217ZM244 74H246L245 73V71H244ZM247 74L249 75L250 73H248L247 72ZM246 74V75H247ZM79 75V74H78ZM158 75H159V70H158ZM224 75V74H223ZM228 75H229V73H228ZM242 75V74H241ZM247 75V76H248ZM261 75V74H260ZM88 76V75H87ZM121 76V75H120ZM160 76H162V75H160ZM194 76V79H195V76H197V73H196V75H193ZM225 76V75H224ZM238 76H239V73H238ZM237 76V77H238ZM262 76V75H261ZM75 77H76V75H75ZM114 77V76H113ZM117 77V76H116ZM202 77V76H201ZM201 77H199V75H198V77H197V79L195 80V84H196V81H201ZM221 77V76H220ZM219 77V78H220ZM231 77H232V72H231ZM231 77H230V75H229V77L228 78H230L231 79ZM235 77V76H234ZM240 77V76H239ZM239 77H238V80H239ZM246 77V76H245ZM244 76H243V79L245 80H248L247 78H245ZM250 77L252 78V75L251 76H249L248 78L250 79ZM122 78V77H121ZM131 78V77H130ZM192 78V77H191ZM201 78V79H200ZM225 78V77H224ZM90 79V78H89ZM139 79V78H138ZM193 79V80H194ZM222 79H223V77H222ZM227 79V78H226ZM242 79V78H241ZM242 79V80H243ZM57 80H61V83L59 84V86L58 87H55V85H54V83L57 81ZM115 80H116V78H115ZM160 80H161V77H160ZM160 80L158 81V82H160ZM189 80V78L187 79V81ZM228 80V79H227ZM241 80V81H242ZM245 80V81H246ZM263 80V79H262ZM118 81V80H117ZM117 81H115V84L116 83H118ZM139 81H141V80H139ZM189 81H191V80H189ZM219 81H221V80H218V82ZM232 81V80H231ZM264 81V80H263ZM262 81V82H263ZM76 82V81H75ZM86 82H87V80H86ZM217 81H216V83L215 84H217L218 83ZM236 82H237V80H236ZM239 83H240V81H238ZM237 82V84H239ZM244 82V81H243ZM243 82H241V84L242 85H245ZM250 82V81H249ZM85 83V82H84ZM84 83H82V86H83V84ZM89 83V82H88ZM128 83V82H127ZM191 83V82H190ZM224 83V82H223ZM114 84V86L115 87H117V85H115ZM119 84H121L122 85V83L120 82ZM129 84V83H128ZM131 84V83H130ZM140 84V83H139ZM159 84H162V83H158V85ZM187 84H188V82H187ZM192 84V83H191ZM191 84H190V86H191ZM210 84V83H209ZM229 83L227 82V85H228ZM247 84V83H246ZM132 85V84H131ZM175 85V84H174ZM198 85V84H197ZM218 85V84H217ZM215 86V87H219L220 85H218V86ZM221 85H222V81H221ZM235 85V84H234ZM262 85H263V83H262ZM261 85V86H262ZM28 86V92H29V94H28V92H27V94H26V90H25V88ZM113 86V87H114ZM160 86V85H159ZM162 86V85H161ZM189 86V85H188ZM189 86V87H190ZM195 86V88H196V85H194ZM230 86V85H229ZM246 86V88L248 87L247 85H245ZM94 87V86H93ZM138 87V86H137ZM199 87V86H198ZM197 87V88H198ZM212 87H213V85H212ZM211 87V88H212ZM214 87V88H215ZM235 87V86H234ZM239 87H240V85H239ZM238 87V85H237V91L239 92V88ZM264 87V86H263ZM30 88V89H29ZM85 88V87H84ZM139 88V87H138ZM137 88V89H138ZM156 88V87H155ZM194 88V87H193ZM200 88H201V83H200ZM219 88H222V90L221 91H219V93H221L222 91H223V86H221V87H219ZM219 88H217L216 90H215V92H217V90L219 89ZM229 88V87H228ZM243 88L245 89V87L243 86ZM243 88H241V90L240 91H242V89ZM260 86H259V91H260ZM136 89V90H137ZM188 89V90H187ZM225 89H227V88H225ZM243 89V90H244ZM82 90V89H81ZM114 89H112V91H113ZM120 89L118 88H116V90H114L115 91V95H114V99H115V97H117L118 95H117V91H119ZM135 90V91H136ZM195 90H197V89H195ZM210 90V89H209ZM230 90V89H229ZM226 91V90H224L225 92H230V91ZM233 90V89H232ZM134 91V90H133ZM186 91H188L187 93H189V88H186ZM210 91H212V96H213V90H210ZM236 91V92H237ZM245 91H246V89H245ZM245 91H243V93H245ZM83 92V91H82ZM131 92V91H130ZM224 92V93H225ZM236 92H235V94H236ZM248 92H249V90H248ZM261 92V91H260ZM136 94H138V91L137 92H135ZM135 93H134V95H135ZM195 93H197V92H195ZM200 93H201V90H200ZM199 93V94H200ZM211 93V92H210ZM225 94V95H229V94ZM243 93H242V96H244L243 95ZM259 93V92H258ZM257 93V94H258ZM85 94V93H84ZM120 94V93H119ZM190 94H192L191 92L189 93V95ZM235 94H234V96H235ZM239 94H241V93H239ZM117 95V96H116ZM122 95H124V93L122 94ZM196 95V94H195ZM195 95L193 96V97H195ZM207 95V94H206ZM217 96V93L216 94H214V96ZM221 95H222V93H221ZM224 95V97H226V98H228L227 96H225ZM246 95V94H245ZM46 96H49V98L51 99V102L53 103L54 102V104H57V108L58 109H56L55 111H53L54 112V115L52 116L51 115V113H49V112H47V109L42 105V98L43 97H46ZM135 96H138V95H135ZM158 96H159V94H158ZM188 96V95H187ZM191 96V95H190ZM209 96H211V94L209 95ZM218 96H219V94H218ZM234 96H233V98H234ZM237 96V95H236ZM241 96V95H240ZM247 97H248V93H247V95H246ZM246 96H244V97H240L241 99H243V100H245L244 98L246 97ZM257 96H262V98H263V96H264V92H261V94L259 93V95H257ZM111 97H113V95H111ZM123 97V96H122ZM154 97V96H153ZM153 97H152V100L154 101V99H153ZM207 97V96H206ZM221 97V96H220ZM224 97L222 96V98H223V101L225 102V100H226V98H225V100H224ZM237 97H239V95L237 96ZM246 97V99H248ZM135 98H137V97H135ZM200 98V97H199ZM261 98V97H260ZM46 99H48V97H46ZM45 99V100H46ZM64 99H67L66 101H64ZM125 99V98H124ZM188 99V98H187ZM189 99H190V97H189ZM189 99H188V101H189ZM210 99V98H209ZM216 97H212L210 100H209V102H211L212 103V101H214L213 103H215L216 104ZM221 99V98H220ZM219 99V101H221ZM236 99V98H235ZM239 99V98H238ZM238 99H236V100H238ZM240 99V100H241ZM49 100V99H48ZM111 100H112V98H111ZM117 99H115V101H112L113 103L114 102H117L116 101ZM151 100V101H152ZM185 101V103H187V100H186V97H185V99H184ZM195 100V99H194ZM194 100H193V103L195 104V102H194ZM212 100V101H211ZM256 100V99H255ZM263 100H264V98H263ZM123 101H125V100H123ZM127 101V103H128V100H126ZM156 101H157V98H156ZM192 101V100H191ZM196 101H198V100H196ZM207 101V100H206ZM205 101V102H206ZM218 101V102H219ZM223 101H221V102H223ZM233 101H235V100H233ZM239 101V100H238ZM258 102H259V100H257ZM119 102V101H118ZM134 102H136V100L134 101ZM162 102V101H161ZM161 102H159V99H158V101H157V105L159 104L160 105V103ZM240 102V101H239ZM45 103H46V101H45ZM112 103V104H113ZM192 103V104H193ZM235 103H236V101H235ZM235 103H233V104H235ZM242 103V102H241ZM243 103H244V101H243ZM247 103V102H246ZM261 103V102H260ZM263 103H264V101H263ZM110 105V106H113L111 109H110V112H111V110L116 106L115 105V103H114V105ZM163 104V103H162ZM162 104H161V106H162ZM208 104V103H207ZM206 104V105H207ZM220 104V103H219ZM219 104H218V106H219ZM257 103H255V104H253V105H256ZM157 105H154V107L153 108H156V106ZM158 105V107L159 108H161L162 110H163V106L162 107H160ZM197 105H198V102H197ZM221 105H226V103L225 104H221ZM231 105H232V103H231ZM237 105V104H236ZM21 106H22V108H21ZM49 106H51V105H49ZM77 106V105H76ZM119 106V105H118ZM123 106V105H122ZM127 106V105H126ZM151 108L150 109H152V102H151ZM190 106V105H189ZM204 106V105H203ZM208 106H209V104H208ZM214 107L215 106H217V105H213ZM223 106V107H224ZM258 106V105H257ZM25 107V108H26ZM82 107H84V105L82 106ZM192 107V106H191ZM197 107V106H196ZM222 107V108H223ZM227 107V106H226ZM235 107V106H234ZM242 107H244V106H242ZM256 107V106H255ZM259 107V109H260V105L258 106ZM258 107L255 109L256 111H255V115L253 114V117H252V119H251V123L249 124H247V125H245V129H246V132L242 135V133L241 132H239V133H237L236 134V132H234L235 134H233V136H234V138H232V139H236V141L238 142L239 140H240V138H242L243 137V139H244V141H245V145H246V148H247V156H246V159H243L244 160V162H240V160L239 161H237V163H235V165L233 166V164H230L231 162H230V160L229 159H226L227 161L229 160V165H228V162H227V165L228 166H221L220 167V173H221V176L222 177H220L221 179H219L218 180V182L216 181L215 183H217L215 186H216V193H215V195H214V198H213V200H212V202H214V203H212L213 205L215 204V205H220V210H219V213H218V215H217V219H214V218H212V216H211V211H207V212H205L204 211V205H203V201H202V196H200V197H196V196H189V197H184L183 198V205H182V207H180L179 208V211H178V214H177V216H175V218H174V221H173V226H172V228H169V230L168 229H166L167 228V226L165 227H163V225L164 224H162V222H160L161 221V215H160V213H162V212H160V213H158V217H159V219H160V221H158V224L160 225V223H161V228L160 229H157L156 228V231L155 230H153V232L154 233H152V236L150 235V237L151 238H149L150 239V243L149 244H151V242H152V244L150 245L151 247V250L152 251H149V254H150V252H152L149 256L151 257L150 258V261H149V259L146 257V255H148V253L145 255V258L144 259H147L148 261L147 262H145L146 264L147 263H149V264H264V113H261V110L263 111V107H264V104H263V107L261 108V110H260V114H258V115H256L258 112H257V109H258ZM53 108V107H52ZM119 107H115V110L116 109H118ZM128 107H126V109H127ZM193 108H194V105H193ZM193 108H192V110H193ZM205 108V107H204ZM219 108L220 107H218V110H219ZM225 108V107H224ZM223 108V109H224ZM22 109V110H21ZM123 109H124V107H123ZM122 109V110H123ZM125 109V110H126ZM185 109V108H184ZM186 112H184L185 114L187 113V111H188V104L186 105ZM190 109V108H189ZM209 109L211 110V108H210V106H209ZM222 109V112L225 110V112H226V109H224L223 110ZM232 109V108H231ZM234 109H236V107L234 108ZM234 109H232L231 111L233 112V110ZM239 109V111H240V108H237V110ZM258 109V110H259ZM49 110V109H48ZM84 110V109H83ZM113 111V113H114V115H116L115 117H116V120H117V117H119V114H117V112L118 111H120V110H116V111ZM157 110H158V108H156L155 109V112H157ZM216 110V109H215ZM217 110V111H218ZM228 110V109H227ZM241 110H243V108H241ZM254 110V109H253ZM153 111V110H152ZM159 111V110H158ZM164 111V110H163ZM174 111V110H173ZM182 111V110H181ZM195 111H196V109H195ZM236 111V110H235ZM235 111L233 112V113H235ZM237 112V113H241L243 116H244V114H243V111H240V112ZM115 112H116V114H115ZM125 112H127V111H125ZM160 112V111H159ZM167 112V111H166ZM166 112H165V115H166ZM183 112V111H182ZM182 112H179V113H182ZM205 112V113H204ZM204 115H206V113H208V112H210V114H212L213 113V116H211L209 113V117H210V122H211V118L212 117H214V111L212 110V113H211V111H209V110H207L206 109V111L204 110ZM231 112V113H232ZM245 112V111H244ZM264 112V111H263ZM76 113H77V111H76ZM83 113V112H82ZM81 113V114H82ZM161 113V112H160ZM218 113H219V111H218ZM217 113V114H218ZM125 114V113H124ZM123 114V115H124ZM152 114H156V113H153L152 112ZM194 114H195V112H194ZM236 114V113H235ZM234 114V115H235ZM262 114V115H261ZM157 115V114H156ZM182 115H183V113H182ZM187 115V114H186ZM186 115H184V116H186ZM191 115V114H190ZM203 115V114H202ZM222 115H224V117H225V113H222ZM222 115H221V117H222ZM233 115V114H232ZM239 115L240 114H238L237 116L239 117ZM241 115V118H243V116ZM125 116H126V114H125ZM150 116V115H149ZM152 116V115H151ZM173 116V115H172ZM195 116V115H194ZM194 116H192L193 118L192 119H194ZM83 117V116H82ZM110 117H112L111 116V114H110ZM109 117V118H110ZM124 117V116H123ZM161 117H162V119H163V116H162V113H161ZM161 117H159V118H161ZM180 118H181V115L179 116ZM206 118H204V119H202V120H204L205 121V119H209V117L208 116H205ZM218 117V116H217ZM217 117H215V118H212L213 120L214 119H216ZM102 118V117H101ZM125 118V117H124ZM133 118V117H132ZM151 117H149V119H150ZM155 118V117H154ZM153 118V119H154ZM182 118H183V116H182ZM231 117H230V115H229V119H230ZM234 118V117H233ZM84 119V118H83ZM126 119V118H125ZM152 119V118H151ZM156 119V118H155ZM172 119V118H171ZM185 119V118H184ZM238 119V118H237ZM41 122H40V121ZM111 120H115V118L113 119H111ZM116 120L114 121V125L116 124ZM134 120V119H133ZM132 120V121H133ZM166 120V119H165ZM174 120V119H173ZM221 120H223V117L221 118ZM239 120V119H238ZM31 121V120H30ZM75 121V120H74ZM81 121V120H80ZM109 121V120H108ZM121 121V120H120ZM155 121V120H154ZM160 121V119L158 120V122ZM178 121H181V119L180 120H178ZM194 121V120H193ZM203 121V122H204ZM224 121V120H223ZM230 120H228V122H229ZM234 121V120H233ZM233 121H232V118H231V122L233 123ZM240 121V120H239ZM239 121H238V124H239ZM31 122H33V123H35L34 121H31ZM38 122H40L39 124H38ZM43 122V123H42ZM83 122V121H82ZM111 122L112 121H110V123L109 124H111ZM118 122V121H117ZM123 122V121H122ZM152 122V121H151ZM165 122V121H164ZM172 122V121H171ZM235 122V121H234ZM72 123V122H71ZM124 123V122H123ZM136 123V122H135ZM156 123V121L154 122V123H152V124H155ZM161 123H163V122H161ZM207 123H209V121L207 120ZM214 123V122H213ZM219 123H221L220 121H219ZM236 123V122H235ZM245 123V122H244ZM26 125L24 126V129H27L28 127H26V126H28L29 124L28 123H25ZM113 124V123H112ZM112 124H111V126H112ZM212 124V123H211ZM210 124V127L212 126ZM238 124H234V125H238ZM76 125V124H75ZM114 125L112 126V129L114 130ZM125 125V124H124ZM148 125H149V123H148ZM159 125H162V124H160V122H159ZM200 125H201V123H200ZM217 125V124H216ZM221 125H222V123H221ZM220 125V126H221ZM73 126V125H72ZM110 126V125H109ZM111 126H110V129H111ZM117 126V125H116ZM134 126V125H133ZM132 126V127H133ZM155 126V125H154ZM203 126H205V122L203 123ZM202 126V127H203ZM207 126H209L208 124H207ZM232 126V124L230 125V127ZM235 126V127H236ZM238 126H240V124L238 125ZM82 127V126H81ZM108 127V126H107ZM156 127H157V125H156ZM165 126H163V128H164ZM199 127H201V126H199ZM210 127H209V130H210ZM214 127H215V125H214ZM234 127V126H233ZM31 128V127H30ZM33 128V127H32ZM31 128V129H32ZM76 128V127H75ZM120 128V127H119ZM126 128V127H125ZM124 128V129H125ZM149 128H151V130H152V133H150V132H148L147 130L149 129ZM160 128V127H159ZM158 128V129H159ZM162 128V127H161ZM162 128V129H163ZM206 128V127H205ZM239 128V127H238ZM23 129V130H24ZM34 129H36V127L34 128ZM81 129V128H80ZM116 129V128H115ZM204 129V128H203ZM208 129V128H207ZM207 129H205V132L207 131H209V130H207ZM231 129H232V127H231ZM70 130V129H69ZM150 130V129H149ZM153 127H152V125L150 124L149 125V127L146 129V131L148 132V133H150V134H153ZM235 130V128H233V130H232V132ZM240 130V129H239ZM27 131H28V129H27ZM25 132V130H24V134L25 133H28V132ZM30 131L31 130H29V133H30ZM38 131V130H37ZM109 131V130H108ZM112 131V130H111ZM160 131V130H159ZM162 131V130H161ZM166 131V130H165ZM228 131V130H227ZM229 131H231L230 129H229ZM236 131H238V130H236ZM71 132V131H70ZM69 132V133H70ZM107 132V131H106ZM113 132V131H112ZM114 132H117V130H114ZM122 132V131H121ZM139 132V131H138ZM137 132V133H138ZM158 132V131H157ZM156 132V133H157ZM163 132V131H162ZM209 132H211V133H214V132H212V129L209 131ZM220 132V131H219ZM222 132H223V130H222ZM224 132H225V130H224ZM231 132V133H232ZM132 133H133V131H132ZM148 133H146V134H148ZM161 132H159L158 134H160ZM221 133V132H220ZM228 133V132H227ZM13 134V133H12ZM106 134V133H105ZM109 134V133H108ZM110 134H112L111 132H110ZM117 134V133H116ZM157 134V135H158ZM206 135H207V133H205ZM209 134V133H208ZM222 134V133H221ZM224 134H226V133H224ZM229 134H230V132H229ZM11 135V134H10ZM14 135H15V133H14ZM26 135H29V134H26ZM115 134H113L112 136H114ZM138 135V134H137ZM154 135V134H153ZM205 135V136H206ZM210 135V134H209ZM232 135V134H231ZM236 135V136H235ZM13 136V135H12ZM33 136V135H32ZM107 136H110V135H107ZM147 136V135H146ZM165 136H166V134H165ZM222 136V135H221ZM227 136V135H226ZM229 136V138H230V140H229V142L231 141V136L230 135H228ZM232 136V137H233ZM116 137V136H115ZM115 137H113V138H111V141H112V143H115ZM122 135H121V140H122ZM224 137V136H223ZM236 137V138H235ZM26 138V137H25ZM30 137H27V139H29ZM147 137H145V139H146ZM148 138H149V136H148ZM153 138H155L154 136H153ZM152 138V139H153ZM157 138H160V137H157ZM157 138H156V141H157ZM161 138H162V136H161ZM161 138H160V141L156 144V146L158 147V146H160V142H161ZM207 138V137H206ZM219 138V137H218ZM226 138V137H225ZM31 139V138H30ZM107 139H109V137H107ZM107 139L105 140L106 142H108L107 141ZM118 139V138H117ZM137 139V138H136ZM140 139V138H139ZM178 139V138H177ZM209 139H210V136H209ZM212 139V138H211ZM220 139V138H219ZM228 139V138H227ZM14 140V139H13ZM12 140V141H13ZM171 140V139H170ZM32 141V140H31ZM149 141V140H148ZM155 141V140H154ZM208 141V140H207ZM235 141V142H236ZM20 142H22V141H20ZM117 142V141H116ZM132 142V141H131ZM175 142V141H174ZM218 142H219V140H218ZM232 142V141H231ZM235 142H232L233 144H235ZM124 143V142H123ZM164 143V142H163ZM232 143H228L229 145L231 144L232 145ZM11 144V143H10ZM17 144V143H16ZM71 144V143H70ZM153 144H155V143H153L152 142V146H153ZM186 144V143H185ZM237 144V143H236ZM31 144H29V146H30ZM106 145V144H105ZM108 145V144H107ZM106 145V146H107ZM112 145V144H111ZM144 145V144H143ZM146 146L148 145V143H147V141H146V144H145ZM149 145L151 146V144L149 143ZM164 145V144H163ZM213 145V144H212ZM214 145H216V144H214ZM241 145V144H240ZM239 145V146H240ZM243 145H244V143H243ZM8 146V145H7ZM10 146H12V145H10ZM106 146H105V148H106ZM115 146V145H114ZM114 146H112V148H111V146H110V148L113 150V148H114ZM123 146V145H122ZM130 146V145H129ZM152 146H151V148H152ZM173 145H171V147H172ZM179 146V145H178ZM182 146V145H181ZM218 146V145H217ZM225 146V145H224ZM233 146V145H232ZM108 147H109V145H108ZM165 147V146H164ZM188 147V146H187ZM187 147H185V148H187ZM21 148V147H20ZM130 148V147H129ZM181 148V147H180ZM226 149H227V147H225ZM230 148H232L231 146L230 147H228V149H230ZM234 148V147H233ZM240 148H242V147H240ZM27 149V148H26ZM31 149V148H30ZM121 149V148H120ZM126 149V148H125ZM144 149H145V146H144ZM158 149H159V147H158ZM164 149V148H163ZM235 149H236V146H235ZM237 149H238V147H237ZM243 149V148H242ZM11 151H12V149H10ZM106 151H107V149H105ZM131 150V149H130ZM137 150H138V147H137ZM147 150V149H146ZM146 150H144V151H146ZM151 150H153V149H151ZM150 150V152H151V154H152V152L153 151H151ZM184 150V149H183ZM44 151H45V148L43 149V152L42 153H44ZM116 151V150H115ZM124 151V150H123ZM142 151V150H141ZM143 151V152H144ZM149 150H147L146 152H144V153H147ZM158 151V150H157ZM172 151V149L170 150V152ZM236 151V150H235ZM235 151H233V153H231L232 152V150H231V152H228V153H230V154H232V155H236V153H235ZM7 152V153H6ZM46 152V151H45ZM77 152H78V150L76 151V154H77ZM108 152L109 153H112L111 152V150L109 151L108 150ZM227 152V151H226ZM241 152H242V150H241ZM21 153V152H20ZM30 153V152H29ZM106 153V152H105ZM115 153V152H114ZM114 153H112V156L114 157ZM144 153H142V154H144ZM156 153H158V152H156ZM159 153H160V151H159ZM158 153V154H159ZM11 154H12V152H11ZM46 154V153H45ZM79 154V153H78ZM108 154V153H107ZM107 154H105L106 155V157H107ZM170 154V153H169ZM183 154V153H182ZM230 154H229V156H230ZM69 155V154H68ZM67 155V156H68ZM111 155V154H110ZM116 155V154H115ZM120 155V154H119ZM130 154H128V156H129ZM148 155V154H147ZM161 155V154H160ZM176 155V154H175ZM221 155V154H220ZM225 155V154H224ZM235 155H234V157H235ZM237 155H238V153H237ZM142 156V155H141ZM144 156V155H143ZM149 156V155H148ZM148 156H147V159H148ZM217 156V155H216ZM229 156H227V157H229ZM103 157V156H102ZM106 157H104V158H106ZM109 157V156H108ZM120 156H118V158H119ZM150 157V156H149ZM152 157H154L153 156V154H152V156H151V158H149V159H151V162L150 163H152L153 164V166L155 165V163H153L154 162V159L152 158ZM159 156L157 155V157L156 158H158ZM175 157H177V156H175ZM224 157H226V156H224ZM111 158L112 157H109L108 159L110 160V162H112V160L114 161V159L112 158V160H111ZM117 158V159H118ZM129 158V157H128ZM137 158V157H136ZM135 158V159H136ZM140 158H142V157H140ZM144 158L146 159V157L144 156ZM142 159V160H140V163L142 164L144 161H146L145 159ZM230 159H232V156L231 157H229ZM239 158V157H238ZM245 158V157H244ZM47 159H48V155H47ZM69 159V158H68ZM73 159V158H72ZM77 159V158H76ZM80 159V158H79ZM92 159V158H91ZM107 159V160H108ZM152 159H153V161H152ZM173 159V158H172ZM179 159V158H178ZM181 159V158H180ZM108 160V161H109ZM170 160V159H169ZM101 161H103V159H101ZM106 162V160H105V162L106 163H108V164H110V162ZM158 161V160H157ZM157 161H156V164H157ZM174 161H176V159L174 160ZM34 162H36V161H34ZM85 162V161H84ZM104 162V163H105ZM147 162V161H146ZM173 162V161H172ZM213 162V161H212ZM225 162V161H224ZM67 163H68V161H67ZM106 163L104 164V166H107V167H112V166H110V165H106ZM113 163V162H112ZM148 163V162H147ZM169 163V162H168ZM167 163V164H168ZM136 164V163H135ZM151 164V165H152ZM166 164V165H167ZM169 165H170V163H169ZM225 165V164H224ZM9 166V165H8ZM20 166V165H19ZM45 166H47V165H45ZM79 166V165H78ZM100 166V165H99ZM101 166H102V162H101ZM122 165H120V167H121ZM142 166H143V164H142ZM141 165L139 166V168L141 169V167H142ZM145 166H147V164L145 163V165H144V167ZM149 166V165H148ZM171 166H172V163H171ZM10 167V166H9ZM53 167V168H54ZM103 167V166H102ZM152 166H150L149 168H151ZM155 168H156V166H154ZM46 168H48V167H46ZM51 169L52 170V173L50 172V175H53V178H54V181L57 183V174H56V172H54V169ZM65 168V167H64ZM77 168V167H76ZM154 168V169H155ZM167 168V167H166ZM165 168V169H166ZM102 169V168H101ZM100 169V170H101ZM104 169H106V168H104ZM123 169H124V167H123ZM153 169V168H152ZM152 169H150V170H152ZM8 170V169H7ZM50 170V169H49ZM49 170H47V174L46 175H48L49 173ZM50 170V171H51ZM100 170H98V175H97V179L100 177V175L102 174V172H101V174L99 175V171ZM142 170H143V167H142ZM142 170H140V172L142 171ZM144 170H146L144 173H146V172H148L147 171V167L144 169ZM209 170V169H208ZM9 171V170H8ZM33 171V170H32ZM57 171V170H56ZM101 171H103V170H101ZM107 171V170H106ZM108 171H109V169H108ZM108 171H107V173L104 171L103 173L105 174H108ZM133 171V170H132ZM34 172V171H33ZM96 172V171H95ZM94 172V173H95ZM134 172V171H133ZM139 172V171H138ZM152 172V171H151ZM235 172H236V175L237 176H240L241 177V179H243V177H245V178H248L247 176H249V178H251V179H248V181H247V183H250V184H248L249 185V194H248V196H246V197H248V200H247V203L249 204V207H250V210H249V213H248V215H247V218H246V223L248 224L247 225V227H248V229L246 230L247 231V235H246V237H245V239H244V241L245 242H242V244L240 245L239 243H235L234 242V240H233V236L232 237H230L229 236V232H230V228L231 227H233V221H232V216H231V213H230V209L228 208V206H227V202L229 201L228 200V198H229V196H231L232 195V192L233 193H235V190L233 189L232 190V188H231V185L232 184H234V183H231L230 182V178H231V174L230 173H234L235 174ZM9 173V172H8ZM110 173V172H109ZM136 173V172H135ZM143 173V172H142ZM149 173V172H148ZM154 173H156V172H154ZM80 174H82V173H80ZM84 174V173H83ZM86 174V173H85ZM104 174H102L103 176H106L107 177V175H104ZM120 174H121V171H120ZM153 174V173H152ZM60 175V174H59ZM66 175V174H65ZM137 175H139V174H137ZM156 175V174H155ZM38 176V175H37ZM76 176V175H75ZM109 176H110V174H109ZM118 176V173L116 174V179L118 178L117 177ZM140 176V175H139ZM139 176L137 177L138 178V180L140 179L139 178ZM143 176V178H144V175H142ZM146 176V175H145ZM1 177V176H0ZM34 177V176H33ZM47 177V176H46ZM51 177V176H50ZM102 177V176H101ZM240 177H238V178H240ZM19 178V177H18ZM64 178V177H63ZM80 178V177H79ZM103 179L101 180L102 182H103V185H105L106 187H107V185L106 184H104V181L106 180V179H104V177H102ZM110 178V177H109ZM153 178H155V176L153 177ZM165 178V177H164ZM210 178V177H209ZM216 178V177H215ZM234 178V177H233ZM237 178V177H236ZM36 179H37V177H36ZM46 180L48 179V180H50V178H45ZM69 179V178H68ZM84 179V178H83ZM101 179V178H100ZM145 179H147V183L149 184V181H148V177L147 178H145ZM166 179V178H165ZM212 179H214V178H212ZM47 180V182L46 183H49L50 181H48ZM51 180H53V179H51ZM78 180V179H77ZM108 180V179H107ZM133 180V179H132ZM137 180V179H136ZM151 180H153V179H151ZM168 180V179H167ZM167 180H166V184H167ZM170 180V179H169ZM6 181V180H5ZM64 181V180H63ZM98 181H99V179L97 180V182L96 183H98ZM235 181V180H234ZM52 182V181H51ZM55 182H54V185H55ZM68 182H69V180H68ZM70 182H71V180H70ZM100 182V181H99ZM110 182V181H109ZM138 183H139V181H137ZM237 182V181H236ZM242 182V181H241ZM45 183V184H46ZM72 183V182H71ZM80 183V182H79ZM101 183V182H100ZM99 183V186L101 185V186H103L102 185V183L100 184ZM105 183H106V181H105ZM138 183L136 184V185H138ZM141 183H144V182H141ZM147 183L146 184H144L145 186L147 185ZM152 183H153V181H152ZM165 183V182H164ZM164 183H163V185H164ZM214 183V184H215ZM243 183V182H242ZM52 184V183H51ZM60 184V183H59ZM58 184V185H59ZM63 184H64V182H63ZM70 184V183H69ZM84 183H82V185H83ZM125 184V183H124ZM124 184H122V185H124ZM140 184V183H139ZM170 184V183H169ZM213 184V183H212ZM239 184V183H238ZM244 184V183H243ZM47 185V184H46ZM57 185V186H58ZM81 185V184H80ZM81 185V186H82ZM109 185V184H108ZM115 185V184H114ZM116 185H118V184H116ZM151 185H153V184H151ZM247 185V184H246ZM22 186V185H21ZM80 186V187H81ZM95 186H96V184H95ZM99 186H97L96 188H98ZM100 186V187H101ZM105 186H103V187H105ZM139 187H140V185H138ZM167 186V188L170 186V185H166ZM46 187V186H45ZM68 187V186H67ZM70 187V189H72L73 188V184H72V186L70 185L69 186ZM68 187V188H69ZM77 187V186H76ZM79 187V186H78ZM77 187V188H78ZM106 187H105V190H106ZM112 187H114V186H112ZM117 187V186H116ZM240 187V186H239ZM243 187V186H242ZM21 188V187H20ZM23 188V187H22ZM47 188H49L50 189V186H48ZM62 188V187H61ZM102 188V187H101ZM123 188H124V186H123ZM132 188V187H131ZM146 187H143V191L141 192L142 194H141V196L144 194V191L146 190L145 189ZM147 188H149V187H147ZM151 188V187H150ZM153 188V187H152ZM152 188H151V190H152ZM157 188H159V187H157ZM163 188V187H162ZM161 188V189H162ZM166 188V187H165ZM235 188V187H234ZM48 189V190H49ZM64 189V188H63ZM104 189V188H103ZM134 189H135V187H134ZM101 189H99L98 191H100ZM104 190V192H106ZM113 190H115V189H113ZM112 190V191H113ZM139 191L141 190V189H138ZM148 190V189H147ZM245 190H246V188H245ZM13 191V190H12ZM53 191H55V190H53ZM57 191V190H56ZM69 191V190H68ZM70 191H72V190H70ZM69 191V192H70ZM74 191V190H73ZM79 191V190H78ZM84 191H86V190H84ZM95 191H97V189H95ZM95 191H94V193H95ZM160 191H162V190H160ZM166 191V190H165ZM173 191H174V189H173ZM47 192V191H46ZM62 192V191H61ZM61 192H60V194H61ZM75 192V191H74ZM102 192V191H101ZM114 192V191H113ZM149 192V191H148ZM167 192V191H166ZM165 192V193H166ZM169 193H170V190L168 191ZM175 192V191H174ZM238 192V191H237ZM34 193V192H33ZM73 193V192H72ZM87 193V192H86ZM93 193V194H94ZM97 193V192H96ZM111 193V192H110ZM163 194H164V192H162ZM180 193V192H179ZM11 194V193H10ZM21 194V193H20ZM43 194H44V191H43ZM51 194V193H50ZM59 194V195H60ZM79 194V193H78ZM99 194H100V192H99ZM106 194H107V192H106ZM121 194V193H120ZM119 194V195H120ZM125 194V193H124ZM136 194V191L134 192V195ZM138 194H140L139 192H138ZM173 194V193H172ZM171 194V195H172ZM241 194V193H240ZM12 195V194H11ZM15 195V194H14ZM47 195V194H46ZM82 195H84V193L82 194ZM129 195V194H128ZM133 195V194H132ZM137 195V194H136ZM147 195H149L148 193H147ZM180 195V194H179ZM245 195H246V193H245ZM16 196V195H15ZM73 196V195H72ZM71 196V197H72ZM75 196V195H74ZM74 196L72 197V198H74ZM99 195H97V197H98ZM138 196V195H137ZM151 196V195H150ZM162 197H163V195H161ZM168 196V195H167ZM169 196H170V194H169ZM181 196V195H180ZM34 197H36V195L34 196ZM50 197V196H49ZM60 197V196H59ZM77 197V196H76ZM75 197V198H76ZM85 197V196H84ZM94 197L95 196H93V199H94ZM97 197H96V199H97ZM113 197V196H112ZM119 197V196H118ZM122 197V196H121ZM142 197H144V196H142ZM146 197V196H145ZM174 196H172V198H173ZM179 197V196H178ZM31 198H32V196H31ZM45 198V197H44ZM48 197H46V199H47ZM51 198V197H50ZM135 199H137L138 200V198L137 197H134ZM139 198H140V200H141V197H140V195H139ZM148 198V197H147ZM167 198V197H166ZM169 198V197H168ZM237 199H238V197H236ZM241 198H242V196H241ZM240 198V196H239V199H241ZM18 199V198H17ZM45 199V200H46ZM79 199H80V197H79ZM102 199H103V197H102ZM126 199V197L124 198V200ZM132 199V198H131ZM160 199H161V197H160ZM39 200V199H38ZM44 200V199H43ZM42 200V201H43ZM44 200V201H45ZM112 200V199H111ZM124 200H123V202H124ZM148 200H150V198H148ZM43 201V202H44ZM47 201V200H46ZM49 201V200H48ZM101 201V200H100ZM99 201V203H103V202H100ZM103 201V200H102ZM118 201H119V204H120V202L122 201V199H121V201H120V199H118ZM117 201V202H118ZM135 201V200H134ZM160 201H162V203H163V201H164V205H166L165 203H166V199L165 200H160ZM236 201V200H235ZM107 202V201H106ZM108 202H110V201H108ZM107 202V203H108ZM116 202V204H118ZM136 202V201H135ZM134 202V203H135ZM143 202V201H142ZM141 202V204H144V203H142ZM147 202L148 201H146V204H147ZM230 202V201H229ZM233 201H231V203H232ZM242 202V201H241ZM240 202V203H241ZM39 203H41V202H39ZM38 203V204H39ZM72 203H74L73 201H72ZM161 203V202H160ZM211 203V202H210ZM5 204V203H4ZM50 204V203H49ZM48 204V205H49ZM69 204H71V202L69 203ZM92 204H93V202H92ZM111 204V203H110ZM146 204H144V207H145V205ZM155 204H156V201H155ZM168 204V203H167ZM245 204H246V202H245ZM1 205V204H0ZM9 205V204H8ZM43 205H44V203H43ZM97 205V204H96ZM99 205V204H98ZM131 205V204H130ZM161 205V204H160ZM160 205H158V206H160ZM213 205H212V207H213ZM229 205V204H228ZM231 205V204H230ZM5 206V205H4ZM38 207H39V205H37ZM139 206H140V204H139ZM147 207H148V205H146ZM43 207V206H42ZM45 207V206H44ZM43 207V208H44ZM58 207V206H57ZM69 207V206H68ZM101 207H102V204H101ZM101 207H100V209H101ZM117 207V206H116ZM124 208H125V206H123ZM141 207V206H140ZM144 207H142V209L144 208ZM157 207V206H156ZM216 207V206H215ZM218 207V206H217ZM216 207V208H217ZM76 208V207H75ZM105 208H106V206H105ZM123 208V209H124ZM134 209H135V207H133ZM133 208H131V209H133ZM161 208V207H160ZM214 208V207H213ZM231 208V207H230ZM246 208H248V206L246 207ZM40 209H42V208H40ZM46 209V208H45ZM45 209H44V211H45ZM48 209H50V208H48ZM93 209H95V208H93ZM117 209V210H116ZM115 210L116 211H118V213L120 212V209H122V208H116ZM129 209V208H128ZM148 209V208H147ZM157 209V208H156ZM244 208H242V210H243ZM37 210L39 211V208H37ZM114 210V211H115ZM158 210H159V208H158ZM158 210H156V211H158ZM162 211H163V208L161 209ZM210 210V209H209ZM99 211V210H98ZM105 211V210H104ZM115 211V212H116ZM129 211V210H128ZM132 211V210H131ZM131 211H129V212H131ZM134 211H136V209L134 210ZM134 211H132V214H133V212ZM140 211V210H139ZM154 211V210H153ZM244 211V210H243ZM3 212V211H2ZM42 212H43V210H42ZM42 212H39L40 214L42 213ZM51 211H49V213H50ZM96 212V211H95ZM94 212V213H95ZM144 212H145V210H144ZM148 211H146V213H147ZM242 212V211H241ZM248 212V211H247ZM246 212V213H247ZM45 213H46V211H45ZM44 212H43V214H42V217L44 216H46V215H44L45 214ZM47 213H48V211H47ZM48 213V215L46 216V217H48V216H50V214ZM83 213V212H82ZM100 213V212H99ZM98 213V214H99ZM117 213V212H116ZM136 213V212H135ZM237 213V212H236ZM245 213V214H246ZM37 214V218L38 219H41V215L40 214H38V212L36 213ZM80 214V213H79ZM84 214V213H83ZM91 214H92V212H91ZM102 213H100V215H101ZM107 214L108 213H106L105 214V216H107ZM120 214H121V212H120ZM132 214H131V216H132ZM138 214H140V213H138ZM142 214V213H141ZM163 214H164V212H163ZM205 214H207V216H205ZM40 215V216H39ZM54 215V214H53ZM100 215H99V217H100ZM117 215V214H116ZM125 215H127V212H126V214ZM133 215H137V214H133ZM143 215H145L146 216V214H143ZM243 215V214H242ZM36 216V215H35ZM55 216V215H54ZM91 216H93V215H91ZM104 216V218H107V217H105ZM120 216V215H119ZM129 216V215H128ZM130 216V217H131ZM155 216V215H154ZM153 216V217H154ZM164 216H165V214L163 215V217L162 218H164ZM246 216V215H245ZM117 217L118 216H116V219H117ZM126 217V216H125ZM137 217V216H136ZM136 217H134V218H136ZM141 218H140V222H142V216H140ZM147 217V216H146ZM158 217H156V218H158ZM104 218H102V219H104ZM113 218V217H112ZM129 218V217H128ZM145 218V217H144ZM169 218V217H168ZM37 219V221H41V220H38ZM94 219H96V218H93V220ZM115 219V218H114ZM120 219H121V217H120ZM67 220V219H66ZM70 220V219H69ZM92 220V221H93ZM99 220V219H98ZM105 220V219H104ZM104 220L102 221V220H99L98 222H100V221H102V222H104ZM112 220V219H111ZM131 220H132V218H131ZM156 220V219H155ZM155 220H154V222H155ZM169 220V219H168ZM33 221H34V218H33ZM54 221V220H53ZM106 221V220H105ZM123 221H124V219H123ZM152 221H153V219H152ZM163 221H165V218H164V220ZM44 222V221H43ZM67 222H69V221H67ZM90 222H91V219H90ZM97 222V221H96ZM117 222V224H119L118 223V220L116 221ZM116 222L114 223V224H116ZM126 222V221H125ZM124 222V223H125ZM128 222H129V220H128ZM139 222V223H140ZM143 222H144V220H143ZM34 223V222H33ZM36 223V222H35ZM38 223V222H37ZM53 223V222H52ZM60 223V222H59ZM71 223V222H70ZM112 223V222H111ZM133 223V222H132ZM135 223H136V220H135ZM135 223L134 224H132V226L134 225V227L136 228V226H135ZM152 223V222H151ZM239 223V222H238ZM91 224V223H90ZM94 224H96L95 222H94ZM97 224H99V223H97ZM116 224V225H117ZM236 224V223H235ZM35 225V224H34ZM40 225V224H39ZM39 225L37 226V227H39ZM42 225H44V224H42ZM58 225V224H57ZM66 225H67V223H66ZM74 225V224H73ZM109 225V224H108ZM112 225V224H111ZM115 225V226H116ZM126 225H127V223H126ZM157 225V224H156ZM243 225V224H242ZM41 226V225H40ZM51 226V225H50ZM64 226H65V224H64ZM110 226V225H109ZM121 226V225H120ZM142 227H140L139 226V228H143V225H141ZM236 226V225H235ZM34 227H36V226H34ZM44 226H42L41 228H43ZM70 227V226H69ZM92 227H93V224H92ZM97 227H99L100 228V226H98L97 225ZM113 227V226H112ZM119 227V226H118ZM123 227V226H122ZM127 227V226H126ZM241 227V226H240ZM243 227H244V225H243ZM99 228H98V230H99ZM109 228H111V227H109ZM123 228H125V227H123ZM122 228V229H123ZM138 228V229H139ZM154 228V227H153ZM213 228H215V229H213ZM239 228V227H238ZM93 229H95V226L93 227ZM97 229V228H96ZM103 229V228H102ZM234 229V228H233ZM242 229V228H241ZM41 230V229H40ZM51 230V229H50ZM72 230V229H71ZM104 230V229H103ZM112 230V229H111ZM115 229H113V231H114ZM127 230H128V228H127ZM67 232H68V229L66 230ZM65 231V232H66ZM96 231V230H95ZM116 231H117V229H116ZM120 231H121V228H120ZM135 231V230H134ZM140 231V230H139ZM142 231V230H141ZM141 231L139 232V233H141ZM34 232V231H33ZM64 232V233H65ZM90 232V230H88V233ZM100 232V231H99ZM97 233V231H96V233L98 234V238H100L99 237V234L100 233ZM115 232V231H114ZM113 232V233H114ZM118 232V231H117ZM124 232H126V231H124V229H123V231H122V233H123V235H125L126 236V234L124 233ZM128 232V231H127ZM126 232V233H127ZM236 232V231H235ZM239 232H241V231H239ZM238 232V233H239ZM43 233V232H42ZM91 233V232H90ZM90 233L88 234V237H86V239L88 238L89 240L91 239V235H90ZM94 233V232H93ZM116 233V232H115ZM20 234V233H19ZM35 234V233H34ZM39 234H40V232H39ZM46 234V233H45ZM47 234H48V232H47ZM46 234V236H48ZM58 234V233H57ZM68 234H70V233H68ZM95 234V233H94ZM105 234V233H104ZM110 234H111V232H110ZM117 234V233H116ZM128 235L127 236H130L131 237V235H129L130 233L128 232L127 233ZM44 235V234H43ZM115 235V234H114ZM121 235V234H120ZM133 235H134V233H133ZM238 235V234H237ZM65 236V235H64ZM78 236V235H77ZM106 239L108 238V239H112L110 236H109V233H108V231L106 232ZM122 236V235H121ZM125 236H123V237H125ZM139 236H140V234H139ZM138 236V237H139ZM36 237H37V235H36ZM41 237V236H40ZM40 237H39V239H40ZM49 237H50V235H49ZM73 237V236H72ZM90 237V238H89ZM110 237V238H109ZM120 237V236H119ZM130 237H128L127 239H132V238H130ZM58 238V237H57ZM97 237H96V235H94V239H96ZM97 238V239H98ZM115 238V237H114ZM235 238V237H234ZM48 239V238H47ZM87 239V240H88ZM140 240V238H137V240ZM236 239V238H235ZM49 240V239H48ZM59 240V239H58ZM57 240V241H58ZM61 240H62V238H61ZM70 240H72V239H70ZM77 240V239H76ZM100 240V239H99ZM123 240H125V238L123 239ZM133 240V239H132ZM131 240V241H132ZM240 240V239H239ZM253 240H259L256 244H252V241ZM39 241V240H38ZM75 241V240H74ZM95 240H93L92 241V239H91V241H90V247H86L88 244H86V250H87V248H91V246H92V242H93V244L95 245V242H94ZM116 241H117V239H116ZM45 242V241H44ZM43 242V243H44ZM109 242H110V240H109ZM113 242V241H112ZM111 242V243H112ZM125 242H128V245H130V241H126L125 240ZM133 242L135 243L136 241H134L133 240ZM72 243V242H71ZM87 243H88V241H87ZM107 243V242H106ZM105 243V244H106ZM118 243H119V240H118ZM118 243H117V245H118ZM120 243H121V241H120ZM120 243H119V245H120ZM124 243V242H123ZM123 243L120 245V246H122V248H120V246L118 247V249H119V252L121 251L120 249H124L125 247H128V251H124V253L125 254H123L124 256H120V255H122V253H123V251H121L120 252V255L117 253L118 251V249L116 250V253L115 254H118L120 257H119V259L118 260H120V258L121 257H123L124 259H125V255H126V253L127 254H129V255H131L132 257H133V254L134 253H132V252H134V250L132 251V249H131V252L130 253H128L129 251H130V248H131V246H125L127 243H125V245H123ZM132 243V242H131ZM137 243H139V241H137ZM85 244V243H84ZM96 244H98L97 243V240H96ZM104 244V246H102L103 244H101V247H105L104 249H102L103 250V253H105L103 256H105L106 254H109V252L111 251V248H112V246L111 245H105ZM133 244V243H132ZM47 245V244H46ZM93 245V246H94ZM135 245V244H134ZM145 245H147L148 246V243L146 244L145 243ZM69 246H71V245H69ZM82 246H84V245H82ZM96 246H98L99 247V244L98 245H95V247ZM111 246V247H110ZM133 246V245H132ZM138 246V245H137ZM46 247V246H45ZM114 247V246H113ZM124 247V248H123ZM146 247V246H145ZM144 247V248H145ZM64 248V247H63ZM63 248H61V250L63 251ZM133 248H134V246H133ZM138 248V247H137ZM136 248V252H137V249ZM64 249H66V248H64ZM83 249H84V247H83ZM92 249V251H93V249H95V248H91ZM91 249H90V252H91ZM101 249V248H100ZM55 250V249H54ZM85 250V249H84ZM96 250L97 251H99V248L97 249L96 248ZM147 250H148V248H147ZM145 251H146V248H145ZM60 252V251H59ZM69 251H67V253H68ZM94 252V253H93ZM92 252V254L91 255H93L94 256V258H93V260L94 261H97V260H99V257H102L101 256V254L99 253V252H101V251H99V252H97V253H95V251H93ZM74 252H72V254H73ZM83 253H86V255H87V253L89 254V250H88V252L87 251H84ZM95 254V255H94ZM62 255V254H61ZM118 255H117V257H118ZM80 256L82 257V254L80 253ZM83 256H85V255H83ZM88 256V255H87ZM86 256V257H87ZM90 256V255H89ZM88 256V258H90ZM92 256V257H93ZM107 256V255H106ZM105 256V258L107 259V257ZM126 256H128V255H126ZM131 256L129 257H127V258H130V260L129 259H127L128 261V264H130L129 263V261H131V264L132 263H134V259H132L131 258ZM148 256V257H149ZM55 258V257H54ZM104 258V259H105ZM112 258V257H111ZM61 259V258H60ZM64 259V258H63ZM91 259V258H90ZM100 259H102V258H100ZM105 259V260H106ZM122 259V258H121ZM125 259V260H126ZM136 259V258H135ZM36 260V259H35ZM52 260H54V259H52ZM65 260V259H64ZM80 260V262L83 260V262H81V263H84V257L82 258V259H79ZM87 260V259H86ZM93 260H89V261H86V263L87 262H94ZM117 260V261H118ZM116 261V263L118 264V262ZM120 261H122V264H126L127 262H123V260H120ZM120 261H119V263H120ZM145 261V260H144ZM35 262V261H34ZM75 262V261H74ZM91 262V263H92ZM100 262H102V261H98V262H96V263H100ZM103 262H104V264L106 263L104 260H103ZM103 262L101 263V264H103ZM66 263V262H65ZM65 263H63V264H65ZM107 263H108V261H107ZM37 264V263H36ZM67 264H70V262L69 263H67ZM80 264V263H79ZM85 264V263H84ZM88 264H90V263H88ZM135 264V263H134Z\"/></svg>",
	"mask_w": 264,
	"mask_h": 264
}]
</instances>
